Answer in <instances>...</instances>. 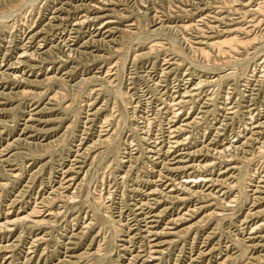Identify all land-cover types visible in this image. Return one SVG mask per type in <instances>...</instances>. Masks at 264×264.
Returning a JSON list of instances; mask_svg holds the SVG:
<instances>
[{
  "label": "rangeland",
  "instance_id": "obj_1",
  "mask_svg": "<svg viewBox=\"0 0 264 264\" xmlns=\"http://www.w3.org/2000/svg\"><path fill=\"white\" fill-rule=\"evenodd\" d=\"M0 1H1L0 2V54H1L0 55V66L2 67V68L0 67V74L2 72H6L5 74L0 75V103H1L0 109L2 110V111L0 110V133H1L0 134V149H1L0 151V166H1L0 167V223L5 224V225L4 224L0 225L2 226L0 227V231L2 232V233L0 232V264H28V262L29 264H55L56 262H57L56 264H75V263L76 264H123V263L135 264V262L136 264H143L144 262H145L144 264H156V263L157 264H167L168 262H169L168 264H188V262H190L189 264H192L191 262H193V264H223L224 261L226 262V263L224 262V264H227V262L228 264H254L255 262H256L255 264H257V262L258 264L264 263L263 248H260L261 249L260 250L259 247L257 248V247L248 245V244H251V242L249 241L247 242V238L250 235L253 236L252 234V231L254 230L253 228L257 226V224L255 225V223H257V221L259 223L264 222V217L260 218L259 220V219H255L252 215L249 216L248 214L253 209L255 204L261 205L260 207H258V209L264 208V201L260 203H257L256 200L252 201V199H254L255 197L254 190L256 186L254 185L258 184V181L257 180L255 181L254 179L259 174L260 176L263 175L261 172H264V158H263L264 156H262L264 155L263 153L264 150H262L264 149V147L262 146V143L264 142L263 141L264 140V127H263L264 124H262L263 126H261L256 132L255 130H251V127H252L251 125L255 124V120L264 121L263 120L264 119V0H234V1L233 0H196L197 4L195 0H188L189 3L187 2V0H173V1L172 0H168V1L167 0H148V2L150 3H148L147 0H106L110 3L106 2L105 0H101V1L99 0L100 2L98 0H90V2L89 0H71V1L70 0H5V1L0 0ZM6 1H7V4H6ZM185 2L187 4L184 5ZM193 3H195L194 5L196 7L193 5ZM94 4H95V7H94ZM54 7L56 9H54ZM72 7L75 9V12ZM88 8H91L92 10ZM195 8L199 10L197 9L195 10ZM237 9H238V12H237ZM197 11L199 14L197 13ZM53 12H54V15H53ZM147 12L149 14H147ZM69 14L70 16L68 18ZM107 14L110 17L109 16L107 17L106 16ZM58 15H59V19L57 17ZM93 15H95V17ZM52 16H54L53 17L54 19L52 18ZM55 16L57 17V19ZM91 18H94V19L92 20ZM84 20H86L85 21L86 23H84ZM82 24L84 25V27ZM151 24H153V26H151ZM63 25L65 26V28ZM210 25L212 26L210 27ZM115 26L118 28H116ZM111 27L115 30H113ZM159 28L161 31H159ZM238 28H242V29H238ZM130 29L132 31H130ZM229 29H231L230 30L231 32L233 31L231 35H229V32H228ZM63 30L65 31L66 34L64 33ZM79 30L81 31V33H78L80 32ZM46 31L49 33H47ZM224 31H227V33L223 34ZM202 34H204V36H201ZM214 35L218 38L221 37L220 38L221 40H223L224 38H227V36L228 38H231L235 35L241 39L243 38L249 39L251 43L247 46L245 50H243L246 53L243 51H240L241 55L238 54V56H236L238 58H243V59H236L237 60L236 63L235 61H233L234 58L228 57L229 58L228 60L226 59V57L225 58H223V56L220 57L219 54L217 56L216 53H213V51L208 50V48H206L209 52H211L210 53L211 56L208 59L204 56L203 53L202 55L201 51L199 50V47H206V45L201 44L199 42L210 41V40H207V38L205 37H208V36L211 37ZM69 36H70V39H69ZM73 38L75 41L73 40ZM217 39H214V40H217ZM59 40L60 42L61 41L62 42L60 43ZM86 41L88 44L86 43ZM21 47L25 50H23ZM34 47L36 49H34ZM62 50L64 53L62 52ZM20 52H23L24 55L26 54L27 56L25 55L26 57L24 58L21 57L20 54L22 53ZM65 52H67L68 55ZM47 53L49 55H47ZM214 54L215 56H213ZM69 56L71 58L68 60ZM135 56H138V57H135ZM97 57L99 58L102 57V58L96 59ZM54 58L56 60H54ZM16 59L19 62H17ZM136 59L139 61L137 62ZM13 60H15L17 63ZM164 60L166 61L164 62ZM223 60L224 62L222 64ZM226 60L229 63H225L227 62ZM240 60L243 62H241ZM134 61H136V63ZM215 62L216 63L219 62V64H221L220 67H218L219 65L218 64L216 65ZM212 63L214 66L211 65ZM27 64H29L28 67H27ZM209 64L211 67L209 66ZM227 64L228 65L230 64L231 66L230 65L228 66ZM10 65L11 67L12 66L13 67L9 68ZM40 65H42L41 68H40ZM177 67H179V69ZM144 70L148 72L147 75ZM176 70L179 72H177ZM8 71L11 73H9ZM70 73L72 76L70 75ZM136 73L137 74L139 73V75L137 76ZM178 73L179 75H177ZM191 73L192 74L195 73V74H193L192 76ZM15 74H16V77H15ZM21 75H23L24 77H22ZM10 77L14 79L11 80ZM53 77L56 78L54 79V81L52 79ZM85 78L87 82L84 81ZM173 78L175 79V81ZM206 79H208L209 81ZM212 79H215V80H212ZM6 80L8 84L6 83ZM26 80L28 82L24 83L23 81H26ZM216 80H218V82H216ZM10 82L11 83L13 82V83L11 84ZM156 82L158 83L160 82V83L156 84ZM138 83L140 84L138 85ZM194 84H197L195 85V88L197 91L194 94L196 99L193 98L194 96H192L191 94L190 96L189 93L187 94L186 92V90L189 91L190 89H192ZM202 85L203 86L205 85V86L203 87ZM199 86L201 87V89H199L200 88ZM186 88H188L189 90ZM154 90H156L158 93ZM3 91H6V92H3ZM20 93H22V95H20ZM183 93H185L186 95ZM212 94L213 95L215 94V95L213 96ZM9 95L11 99H9L10 98ZM131 95L132 97H130ZM154 95L156 97H154ZM245 95H249V96H245ZM182 96H186L183 99L185 100V104L183 105V107L186 106L185 109L182 106L176 105V101L179 99L181 100ZM255 97H256V100H255ZM159 98H163L161 99V102H159L160 101ZM189 98H190V101H189L190 103L188 102ZM138 100H140L141 102ZM224 102L226 103L224 104ZM152 103L154 105H152ZM168 103L169 105L170 104L171 105L169 106ZM239 103L240 105L243 104L242 107L241 106L239 107ZM191 104H193L192 107H191ZM228 106H230V108ZM215 107L217 109H214ZM234 107L236 110L234 109ZM47 108H49L50 110ZM172 108L175 109L173 110L174 113L172 112ZM166 109H168V111ZM200 109L202 111H199ZM226 110H227V113H226ZM35 111L36 112L38 111V113H35ZM132 111L135 112L136 114L135 113L133 114ZM31 112L32 113L34 112V113L32 114ZM40 112L42 113L40 114ZM94 112L97 114H95ZM187 114L189 115L188 118L192 119L189 123L191 125L189 126L184 125V122H185L184 119L186 118ZM140 115H143L144 117ZM204 115L207 117L208 120L206 119ZM159 116L161 117V119ZM180 116L181 117L183 116V117L181 118ZM229 116L230 118L234 116L232 117V119L233 118L234 119L233 120L230 119ZM132 117H134L135 119ZM157 118H159L160 120ZM87 119L88 121H86ZM146 124H147V127H146ZM195 124L197 126H194ZM222 124L226 126L224 127ZM136 126L137 128H134ZM150 127L151 129L149 130ZM158 127L160 130L158 129ZM170 128H172V130ZM173 128H175V131ZM224 128H226L227 131ZM183 130H186V131L184 132ZM188 130L189 131L192 130L190 131L192 133H190ZM163 132L164 134H161ZM249 132L251 134L253 132L254 133L250 135ZM30 134L33 136H31ZM187 135H188V138H187ZM104 137L105 139H103ZM150 137H152V139ZM210 137H212L213 139ZM145 138H147L148 140ZM113 139L115 141H113ZM210 139L213 141L211 142ZM244 140H246L247 144ZM35 142L36 143L38 142V143L36 144ZM219 142L220 144H218ZM12 143L14 144V147L9 151L4 152V150L10 146L9 144H12ZM90 144H95V145H90ZM4 145H5V148H4ZM87 145L89 148L86 147ZM144 145L146 146L144 147ZM190 145L192 146L190 147ZM251 145L253 147H251ZM91 147L92 149L94 148L93 149L94 151L91 149ZM200 148H201V151H200ZM243 148L246 150H243ZM86 149H87V152H86ZM216 149L219 151H217ZM224 150L225 151L227 150V152L225 153ZM236 150L237 151L239 150V152H237ZM191 151H194V152H192L191 154L189 153ZM235 151L237 152V154L234 153ZM258 151L260 152L263 151V152L260 153ZM2 152L4 153L5 157H1ZM253 152L255 153L253 154ZM203 153L206 155H204ZM232 153H234V155H231ZM258 153L261 155V157L259 156ZM226 154L228 155L227 157H226ZM8 156L10 157L8 158ZM153 156L154 157L156 156V158H154ZM231 156H232V159H231ZM233 156L237 157L236 160H235V157ZM239 156L240 158L245 159V161L240 159ZM245 156H247L248 158ZM238 158L240 159L242 163L239 162ZM249 158H250V161L248 160ZM164 160L167 164H165ZM177 161H179L178 164L176 163ZM172 162L175 164H173ZM197 162L201 164L199 165L197 164ZM3 163L5 164V167H3L4 166ZM92 163H93V166H92ZM202 163L203 164L206 163L205 166ZM211 163H213L214 165ZM240 164H241V167H240ZM162 165H165V166L163 167ZM186 165L188 168L184 167ZM71 167H73V170H70L72 169ZM175 167L176 168L178 167V169H176ZM224 169L227 171H224ZM205 171L206 172L208 171V172L206 173ZM85 172H87V174ZM231 173H232V176H229ZM65 175L66 177H64ZM168 176L170 177L167 178ZM190 177H197V178L199 177L200 179H205L204 177H206V179L211 178L212 182L208 184L199 182L193 186L192 184L185 185L186 180ZM124 178L125 180H123ZM172 178L174 179L177 178L176 182ZM233 179L235 182L233 181ZM224 180H226L228 183ZM52 181L54 182V184ZM177 182L179 186H177ZM213 182L214 184H212ZM149 183L152 184L153 187ZM179 183H181L182 186ZM229 183L231 186L229 185ZM116 184H119V185H116ZM175 185L178 187V189L175 187ZM183 185H185L184 186L185 188L183 187ZM207 185L211 186L212 190L209 191L205 189ZM76 187L79 189H76ZM156 187L157 188L159 187V188L155 189ZM179 187H181L182 189L181 188L179 189ZM130 188H132L133 190L136 189L135 192H133V190ZM138 189H141V190H138ZM153 190H155V192L157 191V193L150 192ZM190 190H191V194H190ZM195 191L196 192L199 191V193H196ZM44 193H45V196H44ZM247 193H250V194L248 195ZM74 194L76 195V198L74 197L75 196ZM201 194L205 196L203 195H202L203 197L199 196ZM60 195L61 197H58ZM131 196H132V199H131ZM165 196L168 197L169 199L166 200L167 198ZM183 196L186 198H184ZM215 196L217 197L219 196L220 199H218ZM68 198L70 199L69 201H68ZM71 198L74 199L73 200L74 202L72 201ZM179 198L181 199L183 198V199L181 200ZM187 198H190V199L187 200ZM200 199H203V200H200ZM208 199H210L211 201ZM224 199H226V201H224ZM147 200H148V203H147ZM169 200H172L173 203ZM157 202L158 204L154 205ZM8 203L11 206L8 205ZM44 203L46 204L44 205ZM136 203L141 204V206H143L141 208L144 213L146 212V214L149 215L148 217L147 215L144 216V214L142 215V213H138ZM226 204H229V205L226 206ZM153 205L156 207H153ZM201 205L203 209L201 208ZM176 207L177 209H175ZM223 207L226 211L223 210ZM146 209H148V211ZM217 211L218 212L220 211L221 214L218 213ZM183 212L184 214L186 212V215L184 217H186L187 219H185L184 221L182 220L181 222L179 221V223L177 222V224H174L175 222L174 220L178 218L177 216L179 217L182 216ZM156 213L157 214L159 213L160 215H158L157 218L152 217ZM211 213H214V214H211ZM30 214L31 215L35 214V215L31 216ZM120 216L122 219L120 218ZM143 218H145L146 220ZM11 219L13 220L18 219V221H16L14 225H11L10 227H6L7 221H10ZM139 219L141 221H139ZM242 219H245V220L242 221ZM146 221H147V224H145ZM161 221H164V222H161ZM193 222L195 223V225L192 226V224H194ZM234 223L237 224L239 227L235 225ZM127 226L128 227L130 226V227L128 228ZM194 226L196 227L193 228ZM186 227H189V230L183 231ZM130 228H131V231H130ZM138 228H140L141 230ZM160 229L161 231H158ZM138 230L140 233L138 232ZM148 230L151 232V235ZM249 230H251V232H249ZM145 232L148 235H146ZM156 232H164V233L156 236L155 235ZM171 232H172V235L170 234ZM174 232H177V234H173ZM184 232H186L187 234ZM205 234H207L208 236ZM215 234L216 236H214ZM256 235H259V236L264 235V227H260ZM145 236H148V237H145ZM173 238L175 240H173ZM165 239L167 241H165ZM161 240L164 243L163 245L159 246V245H156V243H154V242H158ZM173 241H174V244H171ZM240 241L242 244L240 243ZM148 242L149 243L151 242V243L149 244ZM244 243L245 244L247 243L246 244L247 248H246V245H244ZM146 244H149L150 246ZM225 244L227 245V247ZM29 245L31 246L28 247ZM211 245L213 246V249ZM11 247L13 248V250H11L12 249ZM243 247H245L246 250L248 249L247 250L248 252L251 250L249 254H247L248 252L244 250ZM3 249L4 250L6 249L5 250L6 252ZM153 249H155L154 250L155 252L153 251ZM138 250L140 251L138 252ZM29 251L31 254L29 253ZM234 251H237V252H234ZM161 252L162 254H160ZM209 252H211V254ZM130 253L131 254L134 253V254L131 255ZM152 253H154L155 255ZM206 253L207 255H205ZM32 254H34V256ZM130 257L132 260L130 259ZM159 257H162V260H160L161 258ZM192 257H194L195 259ZM226 257L228 258L225 259ZM174 259L177 261H175Z\"/></svg>",
  "mask_w": 264,
  "mask_h": 264
},
{
  "label": "bare ground",
  "instance_id": "obj_2",
  "mask_svg": "<svg viewBox=\"0 0 264 264\" xmlns=\"http://www.w3.org/2000/svg\"><path fill=\"white\" fill-rule=\"evenodd\" d=\"M4 1H5V0H4ZM70 1H71V0H70ZM98 1H99V0H98ZM100 1H101V0H100ZM100 1H99V2H100ZM105 1H106V0H105ZM167 1H168V0H167ZM172 1H173V0H172ZM195 1H196V0H195ZM195 1H194V2H195ZM233 1H234V0H233ZM0 2H1V1H0ZM9 2H10V1H9ZM13 2H14V1H13ZM89 2H90V0H89ZM106 2H108V1H106ZM147 2H148V0H147ZM187 2L189 3L188 0H187ZM190 2H191V1H190ZM237 2H239V1H237ZM108 3H110V2H108ZM136 3H137V2H136ZM148 3H150V2H148ZM181 3H182V2H181ZM6 4H7V1H6ZM8 4H9V3H8ZM61 4H62V3H61ZM70 4H71V3H70ZM185 4H187V3L185 2L184 5H185ZM191 4H192V3H191ZM194 4H195V3H193V5H194ZM196 4H197V1H196ZM198 4H199V3H198ZM236 4H237V3H236ZM71 5H72V4H71ZM87 5H88V3H87ZM96 5H97V4H96ZM210 5H211V4H210ZM145 6H146V5H145ZM190 6H191V5H190ZM194 6H195V5H194ZM243 6H244V5H243ZM64 7H65V6H64ZM75 7H76V6H75ZM87 7H89V6H87ZM90 7H91V6H90ZM94 7H95V4H94ZM195 7H196V6H195ZM197 7H198V6H197ZM205 7H206V6H205ZM208 7H209V6H208ZM208 7H207V8H208ZM72 8H73V7H72ZM84 8H85V6H84ZM146 8H148V7H146ZM54 9H56V8L54 7ZM62 9H63V8H62ZM73 9H74V8H73ZM88 9H91V8H88ZM93 9H94V8H93ZM150 9H151V8H150ZM196 9H197V8H195V10H196ZM200 9H201V8H200ZM204 9H205V8H204ZM239 9H240V7H239ZM52 10H53V9H52ZM59 10H60V9H59ZM76 10H77V8H76ZM84 10H85V9H84ZM91 10H92V9H91ZM94 10H95V9H94ZM191 10H192V9H191ZM197 10H199V9H197ZM88 11H89V10H88ZM145 11H146V10H145ZM186 11H187V10H186ZM188 11H189V9H188ZM202 11H203V10H202ZM51 12H52V11H51ZM74 12H75V9H74ZM80 12H81V11H80ZM192 12H193V11H192ZM195 12H196V11H195ZM195 12H194V13H195ZM237 12H238V9H237ZM64 13H65V12H64ZM76 13H77V12H76ZM197 13H198V11H197ZM239 13H240V12H239ZM56 14H57V13H56ZM60 14H61V13H60ZM70 14H72V13H70ZM70 14L68 15V18H69V16H70ZM147 14H149V13L147 12ZM198 14H199V13H198ZM53 15H54V12H53ZM154 15H155V14H154ZM93 16L95 17V15H93ZM97 16H98V15H97ZM106 16L108 17L109 15L107 14ZM111 16H112V15H111ZM157 16H158V15H157ZM157 16H156V17H157ZM208 16H209V15H208ZM53 17H54V16H52V18H53ZM55 17H56V16H55ZM57 17H58V19H59V15H58ZM57 17H56V19H57ZM71 17H72V16H71ZM109 17H110V16H109ZM158 17H159V16H158ZM49 18H50V17H49ZM62 18H63V17H62ZM64 18H65V16H64ZM66 18H67V17H66ZM74 18H75V17H74ZM78 18H79V17H78ZM86 18H88V17H86ZM86 18H85V19H86ZM153 18H154V16H153ZM153 18H152V19H153ZM202 18H203V17H202ZM53 19H54V18H53ZM83 19H84V18H83ZM91 19L93 20L94 18H91ZM206 19H207V18H206ZM88 20H89V19H88ZM102 20H103V19H102ZM202 20H203V19H202ZM233 20H234V19H233ZM54 21H55V20H54ZM66 21H67V20H66ZM76 21H77V20H76ZM79 21H80V20H79ZM79 21H78V22H79ZM81 21H83V20H81ZM85 21H86V20H84V23H86ZM155 21H156V20H155ZM199 21H200V20H199ZM48 22H49V21H48ZM69 22H71V21H69ZM100 22H101V21H100ZM105 22H106V21H105ZM153 22H154V21H153ZM161 22H162V21H161ZM166 22H167V21H166ZM173 22H174V21H173ZM202 22H204V21H202ZM239 22H240V21H239ZM66 23H67V22H66ZM73 23H75V22H73ZM81 23H82V22H81ZM54 24H55V23H54ZM68 24H69V23H68ZM79 24H80V23H79ZM95 24H96V23H95ZM162 24H163V23H162ZM162 24H161V25H162ZM165 24H166V23H165ZM167 24H168V23H167ZM56 25H57V24H56ZM58 25H59V24H58ZM82 25H83V24H82ZM102 25H104V24H102ZM154 25H155V23H154ZM174 25H175V24H174ZM178 25H179V24H178ZM63 26H64V25H63ZM67 26H68V25H67ZM67 26H66V27H67ZM96 26H97V25H96ZM106 26H107V25H106ZM106 26H105V27H106ZM151 26H153V24H151ZM167 26H168V25H167ZM181 26H183V25H181ZM191 26H192V25H191ZM211 26H212V25H210V27H211ZM49 27H50V25H49ZM52 27H53V26H52ZM54 27H55V26H54ZM58 27H59V26H58ZM83 27H84V25H83ZM86 27H87V26H86ZM93 27H94V26H93ZM100 27H101V25H100ZM107 27H108V26H107ZM115 27H116V26H115ZM134 27H135V26H134ZM158 27H159V26H158ZM171 27H172V25H171ZM173 27H174V26H173ZM188 27H189V26H188ZM188 27H186V28H188ZM60 28H61V27H60ZM64 28H65V26H64ZM68 28H69V27H68ZM111 28H112V27H111ZM116 28H118V27H116ZM162 28H163V27H162ZM162 28H161V29H162ZM165 28H166V27H165ZM182 28H183V27H182ZM53 29H54V28H53ZM73 29H74V28H73ZM78 29H79V28H78ZM102 29H103V28H102ZM112 29H113V28H112ZM156 29H157V28H156ZM163 29H164V28H163ZM238 29H242V28H238ZM33 30H34V29H33ZM38 30H39V29H38ZM41 30H42V29H41ZM81 30H82V29H81ZM113 30H115V29H113ZM214 30H215V29H214ZM230 30H231V29H229V31H228V32H229V35H231V34L233 33V31L231 32ZM39 31H40V30H39ZM54 31H55V30H54ZM61 31H62V30H61ZM63 31H64V30H63ZM79 31H80V30H79ZM122 31H123V30H122ZM128 31H129V30H128ZM128 31H127V32H128ZM130 31H132V30L130 29ZM159 31H161L160 28H159ZM43 32H44V31H43ZM46 32H47V31H46ZM56 32H57V31H56ZM92 32H93V31H92ZM109 32H110V31H109ZM111 32H112V31H111ZM124 32H125V31H124ZM156 32H157V31H156ZM47 33H49V32H47ZM64 33H65V31H64ZM78 33H81V31L78 32ZM83 33H84V32H83ZM97 33H98V32H97ZM106 33H107V32H106ZM114 33H115V32H114ZM226 33H227V31H224L223 34H226ZM58 34H59V32H58ZM65 34H66V33H65ZM68 34H69V33H68ZM102 34H103V33H102ZM30 35H31V34H30ZM36 35H37V34H36ZM36 35H35V36H36ZM46 35H47V34H46ZM69 35H70V34H69ZM81 35H82V34H81ZM106 35H107V34H106ZM35 36H34V37H35ZM38 36H39V35H38ZM60 36H62V35H60ZM63 36H64V35H63ZM65 36H66V35H65ZM73 36H74V35H73ZM73 36H72V37H73ZM92 36H93V35H92ZM94 36H95V35H94ZM201 36H204V34H202ZM209 36H210V35H209ZM209 36H208V37H205V38H207V40H210V41H207V42H203V41H202V42H199V41H198L199 43H201V44H205V45H206V47H199V50L201 51V54L203 53L204 56H205L206 58H208V59H209L210 56H211V54H210L211 52H209L208 50H211V51H213V53H216L217 56H218V54H219L220 57H221V56H223V58L226 57V59H228V60H229L228 57H232V58H234L233 61H235V63H236V61H237L236 59H243V58H238V57H236V56H238V54L241 55V52H240V51L245 50V49L247 48V46L251 43V42L249 41V39H244V38L241 39V38H239L238 36H235V35H234L233 37H231V38H228V36H227L228 39H227V38H224L223 40L220 39L221 37L218 38V37H216L215 35H214V36H211V37H209ZM34 37H33V38H34ZM75 37H77V36H75ZM75 37H74V38H75ZM80 37H81V36H80ZM29 38H30V37H29ZM29 38H28V39H29ZM45 38H46V37H45ZM53 38H54V37H53ZM67 38H68V37H67ZM74 38H73V40H74ZM115 38H116V37H115ZM115 38H114V39H115ZM217 38H218V39H217ZM23 39H24V38H23ZM34 39H35V38H34ZM34 39H33V40H34ZM40 39H41V38H40ZM47 39H48V38H47ZM63 39H64V38H63ZM69 39H70V36H69ZM94 39H96V38H94ZM100 39H101V38H100ZM184 39H185V38H184ZM214 39H217V40H214ZM30 40H31V39H30ZM30 40H29V41H30ZM50 40H51V38H50ZM55 40H56V39H55ZM77 40H78V39H77ZM85 40H86V39H85ZM85 40H84V41H85ZM92 40H93V39H92ZM213 40H214V41H213ZM14 41H15V40H14ZM47 41H49V40H47ZM57 41H58V40H57ZM65 41H66V40H65ZM69 41H70V40H69ZM74 41H75V40H74ZM74 41H73V42H74ZM111 41H112V40H111ZM27 42H28V41H27ZM33 42H34V41H33ZM38 42H39V40H38ZM59 42H60V40H59ZM61 42H62V41H61ZM61 42H60V43H61ZM66 42H67V41H66ZM73 42H72V43H73ZM89 42H90V40H89ZM17 43H18V42H17ZM21 43H22V42H21ZM41 43H43V42H41ZM46 43H47V42H46ZM76 43H77V42H76ZM82 43H83V42H82ZM82 43H81V44H82ZM86 43H87V41H86ZM97 43H98V42H97ZM32 44H33V43H32ZM37 44H38V43H37ZM47 44H48V43H47ZM53 44H54V43H53ZM58 44H59V43H58ZM63 44H64V43H63ZM87 44H88V43H87ZM25 45H26V44H25ZM42 45H43V44H42ZM56 45H57V44H56ZM84 45H86V44H84ZM93 45H95V44H93ZM7 46H8V45H7ZM11 46H12V45H11ZM17 46H18V45H17ZM49 46H50V45H49ZM52 46H53V45H52ZM52 46H51V48H52ZM61 46H62V45H61ZM66 46H67V45H66ZM80 46H81V45H80ZM1 47H2V46H1ZM5 47H6V46H5ZM14 47H15V46H14ZM58 47H59V46H58ZM63 47H64V46H63ZM6 48H7V47H6ZM11 48H12V47H11ZM21 48H22V47H21ZM39 48H40V47H39ZM55 48H56V46H55ZM55 48H54V49H55ZM73 48H75V47H73ZM77 48H78V46H77ZM206 48H208V50H207ZM4 49H5V48H4ZM14 49H15V48H14ZM22 49H23V48H22ZM34 49H36V48L34 47ZM34 49H33V50H34ZM40 49H41V48H40ZM49 49H50V48H49ZM49 49H48V50H49ZM60 49H61V47H60ZM79 49H80V48H79ZM19 50H20V49H19ZM23 50H25V49H23ZM51 50H52V49H51ZM75 50H76V49H75ZM199 50H198V52H199ZM12 51H13V50H12ZM15 51H16V50H15ZM35 51H36V50H35ZM35 51H33V52H35ZM39 51H40V50H39ZM57 51H58V50H57ZM67 51H68V50H67ZM72 51H73V50H72ZM76 51H77V50H76ZM76 51H75V52H76ZM31 52H32V51H31ZM59 52H61V51H59ZM62 52H63V50H62ZM69 52H70V51H69ZM238 52H240V53H238ZM243 52H245V51H243ZM20 53H22V54H20V55H21V57H23V58L27 56L26 54H25V55H26V56H25L23 52H20ZM28 53H29V52H28ZM50 53H51V52H50ZM53 53H54V52H53ZM63 53H64V52H63ZM65 53L67 54V52H65ZM78 53H79V52H78ZM83 53H85V52H83ZM196 53H197V51H196ZM245 53H246V52H245ZM29 54H30V53H29ZM34 54H35V53H34ZM74 54H75V53H74ZM89 54H90V53H89ZM91 54H92V53H91ZM145 54H146V53H145ZM148 54H149V53H148ZM148 54H147V55H148ZM203 54H202V55H203ZM0 55H1V54H0ZM8 55H10V54H8ZM11 55H12V54H11ZM42 55H43V54H42ZM44 55H45V54H44ZM47 55H49V54L47 53ZM52 55H53V54H52ZM67 55H68V54H67ZM67 55H66V56H67ZM72 55H73V53H72ZM97 55H98V54H97ZM140 55H141V54H140ZM143 55H144V54H143ZM147 55H146V56H147ZM17 56H18V55H17ZM30 56H31V55H30ZM55 56H56V55H55ZM94 56H95V55H94ZM141 56H142V55H141ZM213 56H215V54H214ZM3 57H4V56H3ZM31 57H32V56H31ZM45 57H46V56H45ZM48 57H49V56H48ZM57 57H58V55H57ZM135 57H138V56H135ZM139 57H140V56H139ZM142 57H143V56H142ZM14 58H15V57H14ZM33 58H34V56H33ZM35 58H36V57H35ZM50 58H51V57H50ZM63 58H64V57H63ZM70 58H71V57L69 56L68 60H69ZM93 58H94V57H93ZM98 58H99V57H97L96 59H98ZM100 58H102V57H100ZM100 58H99V59H100ZM104 58H105V57H104ZM2 59H3V58H2ZM18 59H19V58H18ZM20 59H21V58H20ZM28 59H29V58H28ZM65 59H66V58H65ZM134 59H135V58H134ZM138 59H139V58H138ZM245 59H246V58H245ZM35 60H36V59H35ZM41 60H42V59H41ZM54 60H56V59L54 58ZM66 60H67V59H66ZM136 60H137V59H136ZM167 60H168V59H167ZM171 60H172V59H171ZM171 60H170V61H171ZM211 60H212V59H211ZM231 60H232V59H231ZM4 61H5V60H4ZM13 61H15V60H13ZM16 61L19 62L17 59H16ZM16 61H15V62H16ZM24 61H25V60H24ZM37 61H38V59H37ZM60 61H61V60H60ZM138 61H139V60H137V62H138ZM165 61H166V60H164V62H165ZM226 61H227V60H226ZM238 61H239V60H238ZM240 61H241V60H240ZM5 62H6V61H5ZM8 62H9V61H8ZM17 62H16V63H17ZM55 62H56V61H55ZM55 62H54V63H55ZM65 62H66V61H65ZM132 62H133V61H132ZM134 62L136 63V61H134ZM142 62H143V61H142ZM149 62H150V61H149ZM208 62H209V61H208ZM212 62H213V61H212ZM223 62H224V60L222 61V64H223ZM230 62H231V61H230ZM241 62H243V61H241ZM13 63H14V62H13ZM25 63H26V62H25ZM34 63H35V62H34ZM38 63H39V62H38ZM45 63H46V62H45ZM66 63H67V62H66ZM140 63H141V62H140ZM140 63H139V64H140ZM154 63H155V62H154ZM169 63H170V62H169ZM169 63H168V64H169ZM215 63H216V62H215ZM225 63H229V62L227 61V62H225ZM225 63H224V64H225ZM233 63H234V62H233ZM10 64H11V63H10ZM21 64H22V62H21ZM49 64H50V63H49ZM51 64H52V63H51ZM137 64H138V63H137ZM155 64H156V63H155ZM155 64H154V65H155ZM217 64L219 65L218 67H220L221 64H219V62L216 63V65H217ZM12 65H13V64H12ZM28 65H29V64H27V67H28ZM31 65H32V64H31ZM55 65H56V64H55ZM68 65H69V64H68ZM135 65H136V64H135ZM178 65H179V64H178ZM178 65H177V66H178ZM206 65H207V64H206ZM211 65H213V63H212ZM227 65H228V64H227ZM227 65H226V66H227ZM229 65H230V64H229ZM229 65H228V66H229ZM231 65H232V63H231ZM231 65H230V66H231ZM13 66H14V65H13ZM13 66H12V67H13ZM19 66H20V64H19ZM24 66H25V65H24ZM41 66H42V65H40V68H41ZM52 66H53V65H52ZM52 66H51V67H52ZM61 66H62V65H61ZM132 66H133V65H132ZM146 66H147V65H146ZM155 66H156V65H155ZM164 66H165V65H164ZM171 66H172V65H171ZM171 66H170V67H171ZM209 66H210V64H209ZM213 66H214V65H213ZM223 66H224V65H223ZM233 66H234V65H233ZM233 66H232V67H233ZM0 67H1V66H0ZM3 67H4V66H3ZM12 67H11V65L9 66V68H12ZM30 67H32V66H30ZM30 67H29V68H30ZM138 67H139V66H138ZM142 67H143V66H142ZM142 67H141V68H142ZM172 67H173V66H172ZM198 67H199V66H198ZM210 67H211V66H210ZM234 67H235V66H234ZM1 68H2V67H1ZM143 68H144V67H143ZM158 68H159V67H158ZM166 68H167V67H166ZM177 68L179 69V67H177ZM204 68H205V67H204ZM213 68H214V67H213ZM21 69H22V68H21ZM49 69H50V68H49ZM178 69H177V70H178ZM15 70H16V69H15ZM25 70H26V69H25ZM54 70H55V69H54ZM54 70H53V71H54ZM134 70H135V68H134ZM137 70H138V69H137ZM147 70H148V69H147ZM151 70H152V69H151ZM153 70H154V69H153ZM156 70H157V68H156ZM165 70H166V69H165ZM174 70H175V68H174ZM177 70H176V71H177ZM1 71H2V70H1ZM5 71H6V69H5ZM67 71H68V70H67ZM72 71H73V70H72ZM138 71H139V70H138ZM144 71H145V70H144ZM166 71H167V70H166ZM208 71H209V70H208ZM216 71H217V70H216ZM235 71H236V70H235ZM8 72H9V71H8ZM8 72H7V73H8ZM12 72H13V71H12ZM70 72H71V71H70ZM110 72H111V71H110ZM110 72H109V73H110ZM135 72H136V71H135ZM145 72H146V71H145ZM177 72H179V71H177ZM177 72H176V73H177ZM194 72H195V71H194ZM197 72H198V71H197ZM233 72H234V71H233ZM5 73H6V72H2L1 74H5ZM9 73H11V72H9ZM9 73H8V74H9ZM46 73H47V72H46ZM132 73H133V72H132ZM147 73H148V72H146V75H147ZM150 73H151V72H150ZM171 73H172V71H171ZM198 73H199V72H198ZM202 73H203V72H202ZM231 73H232V72H231ZM1 74H0V75H1ZM17 74H18V73H17ZM100 74H101V73H100ZM106 74H107V73H106ZM155 74H156V73H155ZM159 74H160V73H159ZM166 74H167V73H166ZM166 74H165V75H166ZM191 74H192V73H191ZM193 74H195V73H193ZM193 74H192V76H193ZM204 74H205V73H204ZM228 74H229V73H228ZM10 75H11V74H10ZM10 75H9V76H10ZM18 75H19V74H18ZM49 75H50V74H49ZM67 75H68V73H67ZM67 75H66V76H67ZM70 75H71V73H70ZM131 75H132V74H131ZM136 75L138 76L139 73H138V74L136 73ZM177 75H179V73H178ZM222 75H223V74H222ZM224 75H225V74H224ZM234 75H236V74H234ZM234 75H233V76H234ZM21 76L24 77L23 75H21ZM46 76H47V74H46ZM46 76H45V77H46ZM50 76H51V75H50ZM53 76H54V75H53ZM71 76H72V75H71ZM83 76H84V75H83ZM98 76H99V75H98ZM143 76H145V75H143ZM167 76H168V75H167ZM182 76H183V75H182ZM189 76H191V75H189ZM219 76H220V75H219ZM219 76H218V77H219ZM230 76H231V74H230ZM230 76H229V77H230ZM1 77H2V76H1ZM7 77H8V76H7ZM15 77H16V74H15ZM25 77H26V76H25ZM62 77H63V76H62ZM150 77H151V76H150ZM156 77H157V76H156ZM159 77H160V76H159ZM170 77H171V76H170ZM174 77H175V75H174ZM179 77H180V76H179ZM200 77H201V76H200ZM10 78H11V77H10ZM65 78H66V77H65ZM65 78H63V79H65ZM93 78H94V77H93ZM93 78H92V79H93ZM133 78H134V77H133ZM141 78H142V77H141ZM160 78H161V77H160ZM164 78H165V77H164ZM167 78H168V77H167ZM194 78H195V77H194ZM194 78H193V79H194ZM201 78H202V77H201ZM223 78H224V77H223ZM223 78H222V79H223ZM225 78H226V77H225ZM2 79H3V78H2ZM12 79H14V78H11V80H12ZM16 79H17V78H16ZM18 79H19V78H18ZM22 79H24V78H22ZM25 79H26V78H25ZM34 79H35V78H34ZM43 79H44V78H43ZM48 79H49V77H48ZM50 79H51V78H50ZM52 79H53V81H54V79H56V78L53 77ZM81 79H82V78H81ZM96 79H97V78H96ZM130 79H131V78H130ZM149 79H151V78H149ZM173 79H174V78H173ZM217 79H218V78H217ZM38 80H39V79H38ZM44 80H45V79H44ZM83 80H84V79H83ZM131 80H132V79H131ZM133 80H135V79H133ZM143 80H144V79H143ZM159 80H160V79H159ZM167 80H168V79H167ZM169 80H170V79H169ZM199 80H200V79H199ZM206 80H208V79H206ZM212 80H215V79H212ZM212 80H211V81H212ZM218 80H219V79H218ZM218 80H216V82H218ZM4 81H5V79H4ZM33 81H34V80H33ZM56 81H57V80H56ZM84 81H86V78H85ZM145 81H146V80H145ZM162 81H163V80H162ZM164 81H165V80H164ZM174 81H175V79H174ZM177 81H179V80H177ZM190 81H191V80H190ZM204 81H205V80H204ZM208 81H209V80H208ZM208 81H207V82H208ZM2 82H3V81H2ZM2 82H1V83H2ZM13 82H14V81H13ZM13 82H12V83H13ZM17 82H18V81H17ZM23 82L25 83V82H28V81L26 80V81H23ZM39 82H40V81H39ZM48 82H49V81H48ZM48 82H47V83H48ZM79 82H81V81H79ZM86 82H87V81H86ZM129 82H130V81H129ZM165 82H166V81H165ZM205 82H206V81H205ZM205 82H204V84H205ZM219 82H220V81H219ZM6 83H7V80H6ZM6 83H4V84H6ZM10 83H11V82H10ZM12 83H11V84H12ZM15 83H16V81H15ZM29 83H31V82H29ZM44 83H45V81H44ZM130 83H131V82H130ZM146 83H147V82H146ZM153 83H154V82H153ZM159 83H160V82H159ZM159 83L156 82V84H159ZM196 83H197V82H196ZM201 83H202V82H201ZM201 83H200V85H201ZM209 83H210V82H209ZM213 83H215V82H213ZM7 84H8V83H7ZM19 84H20V83H19ZM80 84H82V83H80ZM132 84H133V83H132ZM135 84H136V83H135ZM135 84H134V85H135ZM139 84H140V83H138V85H139ZM176 84H177V83H176ZM181 84H182V83H181ZM186 84H187V83H186ZM198 84H199V83H198ZM202 84H203V83H202ZM206 84H208V83H206ZM210 84H211V83H210ZM235 84H236V83H235ZM256 84H257V83H256ZM256 84H255V85H256ZM76 85H77V84H76ZM76 85H74V86H76ZM128 85H129V84H128ZM151 85H152V84H151ZM167 85H168V84H167ZM167 85H166V86H167ZM174 85H175V84H174ZM195 85H197V84H194V86H193L192 89H190V90H189L188 88H186V89L189 90V91L186 90L187 94L189 93V95L191 94L192 96H194L195 92L197 91L196 88H195ZM231 85H232V84H231ZM78 86H79V85H78ZM153 86H154V85H153ZM155 86H156V85H155ZM157 86H158V85H157ZM175 86H176V85H175ZM177 86H178V85H177ZM202 86H203V85H202ZM204 86H205V85H204ZM204 86H203V87H204ZM208 86H209V85H208ZM218 86H219V85H218ZM228 86H229V85H228ZM246 86H247V85H246ZM170 87H171V86H170ZM197 87H198V86H197ZM199 87H200V86H199ZM214 87H215V85H214ZM230 87H231V86H230ZM236 87H237V86H236ZM250 87H251V86H250ZM4 88H5V87H4ZM130 88H131V87H130ZM134 88H135V87H134ZM139 88H140V87H139ZM151 88H152V87H151ZM153 88H155V87H153ZM183 88H184V87H183ZM233 88H234V87H233ZM252 88H253V86H252ZM6 89H7V88H6ZM17 89H18V88H17ZM140 89H141V88H140ZM157 89H158V88H157ZM164 89H165V88H164ZM171 89H172V88H171ZM173 89H174V88H173ZM197 89H198V88H197ZM199 89H201V87H200ZM211 89H212V88H211ZM218 89H219V87H218ZM256 89H257V87H256ZM138 90H139V89H138ZM145 90H146V89H145ZM148 90H149V89H148ZM151 90H152V89H151ZM174 90H175V89H174ZM176 90H178V89H176ZM216 90H217V89H216ZM228 90H229V89H228ZM235 90H236V89H235ZM235 90H233V91H235ZM259 90H260V89H259ZM10 91H11V90H10ZM127 91H128V90H127ZM154 91H156V90H154ZM161 91H162V90H161ZM179 91H180V90H179ZM200 91H201V90H200ZM200 91H199V92H200ZM205 91H206V90H205ZM236 91H237V90H236ZM244 91H245V90H244ZM250 91H251V90H250ZM3 92H6V91H3ZM8 92H9V91H8ZM156 92H157V91H156ZM209 92H210V91H209ZM230 92H231V91H230ZM242 92H243V91H242ZM128 93H129V92H128ZM134 93H135V92H134ZM141 93H142V92H141ZM157 93H158V92H157ZM204 93H205V92H204ZM232 93H233V92H232ZM246 93H247V92H246ZM246 93H245V94H246ZM257 93H258V92H257ZM11 94H12V93H11ZM151 94H152V93H151ZM166 94H167V93H166ZM169 94H170V93H169ZM183 94H185V93H183ZM183 94H182V95H183ZM197 94H198V93H197ZM207 94H208V93H207ZM236 94H237V93H236ZM242 94H243V93H242ZM247 94H248V93H247ZM259 94H260V93H259ZM2 95H4V94H2ZM5 95H6V94H5ZM20 95H22V93H20ZM132 95H133V94H132ZM132 95H131L130 97H132ZM136 95H137V93H136ZM185 95H186V94H185ZM191 95H190V96H191ZM212 95H213V94H212ZM212 95H211V96H212ZM214 95H215V94H214ZM214 95H213V96H214ZM232 95H233V94H232ZM138 96H139V95H138ZM140 96H141V95H140ZM142 96H143V95H142ZM165 96H166V95H165ZM171 96H172V95H171ZM213 96H212V97H213ZM225 96H226V95H225ZM229 96H230V95H229ZM243 96H244V95H243ZM245 96H249V95H245ZM254 96H255V95H254ZM258 96H259V95H258ZM9 97H10V95H9ZM125 97H126V96H125ZM133 97H134V96H133ZM135 97H136V96H135ZM154 97H156V96L154 95ZM167 97H168V96H167ZM184 97H186V96H182V97H181V100L179 99V100L176 101V105H177V106H182V107H183V105L185 104V100H183ZM260 97H261V96H260ZM127 98H129V97H127ZM138 98H139V97H138ZM141 98H142V97H141ZM151 98H152V97H151ZM191 98H192V97H191ZM193 98L196 99L195 96H194ZM202 98H203V97H202ZM207 98H208V97H207ZM215 98H217V97H215ZM226 98H227V97H226ZM242 98H243V97H242ZM244 98H246V97H244ZM251 98H253V97H251ZM257 98H258V97H257ZM5 99H6V98H5ZM7 99H8V97H7ZM9 99H11V97H10ZM131 99H132V98H131ZM147 99H148V98H147ZM159 99H160L159 102H161V99H163V98H159ZM167 99H168V98H167ZM174 99H175V98H174ZM211 99H212V98H211ZM227 99H228V98H227ZM227 99H226V100H227ZM240 99H241V98H240ZM249 99H250V98H249ZM133 100H134V99H133ZM133 100H132V101H133ZM148 100H149V99H148ZM153 100H154V99H153ZM205 100H206V99H205ZM229 100H230V99H229ZM229 100H228V101H229ZM231 100H233V99H231ZM255 100H256V97H255ZM51 101H52V100H51ZM138 101H140V100H138ZM145 101H146V100H145ZM162 101H163V100H162ZM164 101H165V100H164ZM189 101H190V98H189L188 102H189ZM206 101H207V100H206ZM216 101H217V100H216ZM216 101H215V102H216ZM235 101H236V100H235ZM243 101H244V100H243ZM258 101H259V99H258ZM129 102H130V101H129ZM140 102H141V101H140ZM166 102H167V101H166ZM166 102H165V103H166ZM170 102H171V101H170ZM174 102H175V101H174ZM174 102H173V103H174ZM188 102H187V103H188ZM191 102H192V101H191ZM194 102H195V101H194ZM203 102H204V101H203ZM212 102H213V100H212ZM226 102H227V101H226ZM226 102H224V104H225ZM236 102H237V101H236ZM142 103H143V102H142ZM189 103H190V102H189ZM206 103H207V102H206ZM209 103H211V102H209ZM233 103H234V102H233ZM246 103H247V102H246ZM0 104H1V103H0ZM136 104H137V103H136ZM136 104H135V105H136ZM156 104H157V103H156ZM194 104H195V103H194ZM92 105H93V104H92ZM92 105H91V106H92ZM129 105H131V104H129ZM141 105H142V104H141ZM143 105H144V104H143ZM149 105H150V104H149ZM152 105H154V104L152 103ZM168 105H169V103H168ZM170 105H171V104H170ZM170 105H169V106H170ZM192 105H193V104H191V107H192ZM201 105H202V104H201ZM204 105H205V104H204ZM212 105H214V104H212ZM216 105H217V103H216ZM216 105H215V106H216ZM237 105H238V104H237ZM242 105H243V104H242ZM242 105H240V103H239V107H240V106L242 107ZM253 105H254V104H253ZM258 105H259V103H258ZM93 106H94V105H93ZM127 106H128V105H127ZM139 106H140V105H139ZM160 106H161V105H160ZM189 106H190V105H189ZM196 106H197V105H196ZM230 106H231V105H230ZM230 106H228V107L230 108ZM233 106H234V105H233ZM101 107H102V106H101ZM137 107H138V106H137ZM145 107H146V106H145ZM154 107H155V106H154ZM158 107H159V106H158ZM163 107H164V106H163ZM185 107H186V106H185ZM185 107H183V108L185 109ZM193 107H195V106H193ZM217 107H218V106H217ZM239 107H238V108H239ZM251 107H252V106H251ZM143 108H144V107H143ZM151 108H152V107H151ZM159 108H160V107H159ZM168 108H169V107H168ZM173 108H174V107H173ZM173 108H172V112L174 113L173 110H175V109H173ZM223 108H224V107H223ZM258 108H259V107H258ZM40 109H42V108H40ZM47 109H49V108H47ZM100 109H101V108H100ZM131 109H132V108H131ZM153 109H154V108H153ZM153 109H152V110H153ZM160 109H161V108H160ZM160 109H159V110H160ZM176 109H177V108H176ZM186 109H187V108H186ZM214 109H217V108L215 107ZM234 109H235V107H234ZM240 109H241V108H240ZM243 109H244V108H243ZM246 109H247V107H246ZM259 109H260V108H259ZM262 109H263V108H262ZM0 110H1V109H0ZM32 110H33V109H32ZM35 110H36V109H35ZM37 110H38V109H37ZM49 110H50V109H49ZM140 110H141V109H140ZM146 110H147V108H146ZM149 110H150V109H149ZM166 110L168 111V109H166ZM187 110H188V109H187ZM207 110H208V109H207ZM212 110H213V109H212ZM230 110H231V109H230ZM235 110H236V109H235ZM1 111H2V110H1ZM45 111H46V110H45ZM100 111H101V110H100ZM134 111H135V110H134ZM144 111H145V110H144ZM153 111H154V110H153ZM162 111H163V110H162ZM178 111H179V110H178ZM199 111H202V110L200 109ZM214 111H215V110H214ZM222 111H223V110H222ZM242 111H243V110H242ZM246 111H247V110H246ZM259 111H260V110H259ZM132 112H133V111H132ZM160 112H161V111H160ZM165 112H166V111H165ZM165 112H164V113H165ZM181 112H182V111H181ZM231 112H232V111H231ZM238 112H239V110H238ZM255 112H256V111H255ZM3 113H4V112H3ZM31 113H32V112H31ZM31 113H30V114H31ZM33 113H34V112H33ZM33 113H32V114H33ZM35 113H38V111H37V112L35 111ZM41 113H42V112H40V114H41ZM94 113H95V112H94ZM134 113H135V112H133V114H134ZM145 113H146V112H145ZM149 113H150V112H149ZM166 113H167V112H166ZM179 113H180V112H179ZM191 113H192V112H191ZM197 113H198V112H197ZM197 113H196V114H197ZM226 113H227V110H226ZM235 113H236V112H235ZM243 113H244V112H243ZM260 113H261V112H260ZM32 114H31V115H32ZM95 114H97V113H95ZM95 114H93V115H95ZM135 114H136V113H135ZM140 114H141V113H140ZM158 114H159V113H158ZM169 114H170V113H169ZM171 114H172V113H171ZM184 114H185V113H184ZM204 114H205V113H204ZM206 114H207V113H206ZM208 114H209V112H208ZM208 114H207V115H208ZM254 114H255V113H254ZM258 114H259V113H258ZM258 114H257V115H258ZM1 115H2V114H1ZM154 115H155V114H154ZM160 115H161V114H160ZM175 115H176V114H175ZM178 115H179V114H178ZM180 115H181V114H180ZM222 115H223V114H222ZM136 116H137V115H136ZM140 116L144 117L143 115H140ZM170 116H171V115H170ZM176 116H177V115H176ZM201 116H202V115H201ZM201 116H200V117H201ZM204 116H205V115H204ZM243 116H244V115H243ZM252 116H253V114H252ZM262 116H263V115H262ZM30 117H31V116H30ZM30 117H29V118H30ZM88 117H89V116H88ZM134 117H135V115H134ZM134 117H132V118H134ZM157 117H158V116H157ZM159 117H160V116H159ZM164 117H165V116H164ZM174 117H175V116H174ZM180 117H181V116H180ZM182 117H183V116H182ZM182 117H181V118H182ZM188 117H189V115L187 114L186 118H185V119L183 118L184 121H185V122H184V125H185V126H186V125H188V126L191 125V124H189V123H190V121H191L192 119H190V118H188ZM198 117H199V116H198ZM205 117H206V116H205ZM220 117H221V115H220ZM232 117H234V116H232ZM232 117L230 118V116H229L230 119H232ZM241 117H242V116H241ZM136 118H137V117H136ZM153 118H155V117H153ZM170 118H171V117H170ZM172 118H173V116H172ZM175 118H176V117H175ZM181 118H180V119H181ZM194 118H195V117H194ZM194 118H193V119H194ZM203 118H204V117H203ZM248 118H249V117H248ZM252 118H253V117H252ZM88 119H89V118H88ZM88 119H87L86 121H88ZM95 119H96V118H95ZM134 119H135V118H134ZM138 119H139V118H138ZM148 119H149V118H148ZM150 119H151V118H150ZM157 119H159V118H157ZM160 119H161V117H160ZM160 119H159V120H160ZM162 119H163V118H162ZM197 119H198V118H197ZM206 119H207V117H206ZM233 119H234V118H233ZM233 119H232V120H233ZM241 119H242V118H241ZM243 119H244V118H243ZM144 120H145V119H144ZM151 120H152V119H151ZM169 120H170V119H169ZM174 120H175V119H174ZM178 120H179V119H178ZM194 120H195V119H194ZM207 120H208V119H207ZM207 120H206V121H207ZM215 120H216V118H215ZM224 120H225V118H224ZM235 120H236V118H235ZM235 120H234V121H235ZM263 120H264V119H263ZM26 121H27V120H26ZM43 121H44V120H43ZM86 121H85V122H86ZM93 121H94V120H93ZM138 121H139V120H138ZM197 121H198V120H197ZM203 121H204V120H203ZM222 121H223V120H222ZM229 121H230V120H229ZM248 121H249V120H248ZM34 122H35V121H34ZM105 122H106V121H105ZM140 122H141V121H140ZM148 122H149V121H148ZM192 122H193V121H192ZM194 122H195V121H194ZM200 122H201V121H200ZM239 122H240V121H239ZM245 122H246V121H245ZM249 122H250V121H249ZM138 123H139V122H138ZM160 123H161V122H160ZM162 123H163V122H162ZM164 123H165V122H164ZM170 123H171V122H170ZM170 123H169V124H170ZM208 123H209V122H208ZM233 123H234V122H233ZM233 123H232V124H233ZM241 123H242V122H241ZM112 124H113V123H112ZM135 124H136V123H135ZM142 124H143V123H142ZM147 124H149V123H147ZM147 124H146V127H147ZM155 124H156V123H155ZM155 124H154V125H155ZM197 124H198V123H197ZM200 124H201V123H200ZM203 124H204V123H203ZM212 124H213V123H212ZM224 124H225V122H224ZM227 124H228V123H227ZM262 124H264V121H260V120H257V121H256V120H255V124L251 125V126H252V127H251V130H255V132H256L261 126H263ZM25 125H26V123H25ZM27 125H29V124H27ZM106 125H107V124H106ZM108 125H109V124H108ZM138 125H139V124H138ZM138 125H137V126H138ZM143 125H144V124H143ZM158 125H159V124H158ZM171 125H172V124H171ZM215 125H217V124H215ZM222 125H223V124H222ZM230 125H231V123H230ZM99 126H100V125H99ZM101 126H102V125H101ZM137 126L134 127V128H137ZM152 126H153V125H152ZM160 126H161V125H160ZM162 126H163V125H162ZM165 126H166V125H165ZM185 126H184V127H185ZM194 126H197V125L195 124ZM199 126H200V125H199ZM199 126H198V127H199ZM223 126H224V125H223ZM225 126H226V125H225ZM225 126H224V127H225ZM235 126H236V125H235ZM242 126H243V125H242ZM90 127H91V126H90ZM90 127H89V128H90ZM141 127H143V126H141ZM163 127H164V126H163ZM170 127H171V126H170ZM198 127H197V128H198ZM200 127H201V126H200ZM217 127H218V126H217ZM238 127H239V125H238ZM246 127H247V126H246ZM246 127H245V128H246ZM263 127H264V126H263ZM23 128H24V127H23ZM30 128H32V127H30ZM34 128H35V127H34ZM37 128H38V127H37ZM154 128H155V127H154ZM167 128H168V127H167ZM197 128H196V130H197ZM209 128H210V127H209ZM212 128H213V126H212ZM215 128H216V127H215ZM28 129H29V128H28ZM91 129H92V128H91ZM104 129H105V128H104ZM139 129H141V128H139ZM150 129H151V127L149 128V130H150ZM158 129H159V127H158ZM170 129L172 130V128H170ZM173 129H174V131H175V128H173ZM176 129H177V128H176ZM181 129H182V127H181ZM193 129H194V128H193ZM224 129L227 131L226 128H224ZM249 129H250V127H249ZM33 130H35V129H33ZM100 130H101V129H100ZM100 130H99V131H100ZM159 130H160V129H159ZM178 130H180V129H178ZM206 130H207V129H206ZM216 130H217V129H216ZM240 130H241V128H240ZM38 131H39V130H38ZM134 131H135V130H134ZM157 131H158V130H157ZM183 131L185 132L186 130H183ZM188 131H189V130H188ZM188 131H187V132H188ZM190 131H192V130H190ZM190 131H189V132H190ZM207 131H208V130H207ZM23 132H24V131H23ZM27 132H29V131H27ZM33 132H34V131H33ZM36 132H37V131H36ZM41 132H42V131H41ZM44 132H45V130H44ZM46 132H47V131H46ZM90 132H91V131H90ZM107 132H109V131H107ZM139 132H140V131H139ZM145 132H146V130H145ZM150 132H151V131H150ZM181 132H182V131H181ZM215 132H216V131H215ZM239 132H240V131H239ZM242 132H243V131H242ZM262 132H263V130H262ZM99 133H100V132H99ZM137 133H138V132H137ZM147 133H148V131H147ZM170 133H171V132H170ZM177 133H178V132H177ZM190 133H192V132H190ZM204 133H205V131H204ZM231 133H232V132H231ZM233 133H234V132H233ZM240 133H241V132H240ZM243 133H244V132H243ZM249 133H250V132H249ZM253 133H254V132H253ZM253 133H252V134H253ZM0 134H1V133H0ZM25 134H26V133H25ZM44 134H45V133H44ZM145 134H146V133H145ZM161 134H164V132L161 133ZM182 134H183V133H182ZM188 134H189V133H188ZM221 134H223V133H221ZM229 134H230V133H229ZM236 134H238V133H236ZM252 134L250 133V135H252ZM30 135H31V134H30ZM90 135H91V134H90ZM100 135H102V134H100ZM174 135H175V134H174ZM212 135H213V134H212ZM240 135H241V134H240ZM240 135H239V136H240ZM258 135H259V134H258ZM19 136H20V135H19ZM25 136H26V135H25ZM31 136H33V135H31ZM112 136H113V135H112ZM142 136H143V135H142ZM147 136H148V135H147ZM168 136H170V135H168ZM168 136H167V137H168ZM209 136H210V135H209ZM232 136H233V134H232ZM242 136H243V135H242ZM247 136H248V135H247ZM254 136H255V135H254ZM26 137H27V136H26ZM28 137H29V136H28ZM59 137H60V136H59ZM95 137H96V136H95ZM108 137H109V136H108ZM140 137H141V136H140ZM144 137H145V136H144ZM144 137H143V138H144ZM157 137H158V136H157ZM216 137H217V136H216ZM236 137H237V136H236ZM244 137H245V136H244ZM250 137H251V136H250ZM259 137H260V136H259ZM262 137H263V136H262ZM36 138H37V137H36ZM150 138L152 139V137H150ZM153 138H154V136H153ZM174 138H175V137H174ZM184 138H185V136H184ZM187 138H188V135H187ZM210 138H212V137H210ZM223 138H224V137H223ZM246 138H247V137H246ZM248 138H249V137H248ZM256 138H257V137H256ZM19 139H20V138H19ZM26 139H27V138H26ZM98 139H99V138H98ZM98 139H97V140H98ZM100 139H101V138H100ZM103 139H105V137H104ZM103 139H102V140H103ZM107 139H108V138H107ZM140 139H141V138H140ZM145 139H147V138H145ZM151 139H150V140H151ZM168 139H169V138H168ZM191 139H192V138H191ZM212 139H213V138H212ZM243 139H244V138H243ZM252 139H253V138H252ZM41 140H43V139H41ZM97 140H96V141H97ZM116 140H117V139H116ZM147 140H148V139H147ZM171 140H172V139H171ZM181 140H182V139H181ZM184 140H185V139H184ZM188 140H190V139H188ZM200 140H201V138H200ZM202 140H203V138H202ZM210 140H211V139H210ZM217 140H218V139H217ZM226 140H227V139H226ZM229 140H230V139H229ZM247 140H248V139H247ZM250 140H251V139H250ZM255 140H256V139H255ZM255 140H254V141H255ZM257 140H258V139H257ZM14 141H15V140H14ZM17 141H18V140H17ZM28 141H30V140H28ZM47 141H48V140H47ZM57 141H58V140H57ZM105 141H106V140H105ZM109 141H110V140H109ZM111 141H112V140H111ZM113 141H115V140L113 139ZM156 141H157V140H156ZM156 141H155V142H156ZM158 141H159V140H158ZM174 141H175V140H174ZM212 141H213V140H211V142H212ZM215 141H216V139H215ZM222 141H223V140H222ZM232 141H233V140H232ZM236 141H237V140H236ZM244 141L246 142V140H244ZM254 141H252V142H254ZM263 141H264V140H263ZM12 142H13V141H12ZM20 142H21V141H20ZM22 142H23V141H22ZM85 142H86V141H85ZM93 142H95V141H93ZM97 142H98V141H97ZM138 142H139V141H138ZM178 142H179V140H178ZM178 142H177V143H178ZM181 142H182V141H181ZM184 142H185V141H184ZM198 142H199V141H198ZM209 142H210V141H209ZM257 142H258V141H257ZM8 143H9V142H8ZM10 143H11V142H10ZM15 143H16V142H15ZM24 143H25V142H24ZM35 143H36V142H35ZM37 143H38V142H37ZM37 143H36V144H37ZM88 143H89V142H88ZM103 143H104V142H103ZM151 143H152V142H151ZM163 143H164V142H163ZM167 143H169V142H167ZM189 143H190V141H189ZM242 143H244V142H242ZM248 143H249V142H248ZM261 143H262V142H261ZM30 144H31V143H30ZM46 144H48V143H46ZM53 144H54V143H53ZM98 144H99V143H98ZM105 144H106V143H105ZM105 144H104V145H105ZM108 144H109V143H108ZM108 144H107V145H108ZM134 144H135V143H134ZM171 144H172V143H171ZM181 144H183V143H181ZM184 144H185V143H184ZM186 144H187V142H186ZM193 144H194V143H193ZM218 144H220V142H219ZM229 144H230V143H229ZM246 144H247V142H246ZM250 144H251V143H250ZM250 144H249V145H250ZM9 145H10V146L7 147L5 150L3 149L4 152H7V151L11 150V149L14 147V144H13V143H12V144H9ZM17 145H18V144H17ZM22 145H23V144H22ZM43 145H45V144H43ZM83 145H84V144H83ZM90 145H95V144H90ZM99 145H100V144H99ZM104 145H103V146H104ZM153 145H154V144H153ZM175 145H176V144H175ZM202 145H203V144H202ZM236 145H237V144H236ZM236 145H235V146H236ZM252 145H253V143H252ZM252 145H251V147H253ZM260 145H261V144H260ZM26 146H27V145H26ZM28 146H29V145H28ZM101 146H102V145H101ZM142 146H143V145H142ZM145 146H146V145H144V147H145ZM155 146H157V145H155ZM165 146H166V145H165ZM179 146H180V145H179ZM191 146H192V145H190V147H191ZM194 146H195V145H194ZM205 146H206V145H205ZM216 146H217V145H216ZM229 146H231V145H229ZM239 146H240V145H239ZM239 146H238V147H239ZM258 146H259V145H258ZM262 146L264 147V142L262 143ZM16 147H17V146H16ZM18 147H19V146H18ZM50 147H51V145H50ZM80 147H82V146H80ZM86 147H88V145H87ZM105 147H107V146H105ZM133 147H134V146H133ZM162 147H163V146H162ZM174 147H175V146H174ZM188 147H189V146H188ZM201 147H203V146H201ZM212 147H213V146H212ZM212 147H211V148H212ZM227 147H228V146H227ZM249 147H250V146H249ZM4 148H5V145H4ZM20 148H21V147H20ZM88 148H89V147H88ZM88 148H87V149H88ZM95 148H96V147H95ZM141 148H142V147H141ZM141 148H140V149H141ZM158 148H160V147H158ZM169 148H170V147H169ZM186 148H187V147H186ZM193 148H194V147H193ZM204 148H205V147H204ZM206 148H207V147H206ZM230 148H231V147H230ZM230 148H229V149H230ZM234 148H235V147H234ZM258 148H259V147H258ZM78 149H80V148H78ZM87 149H86V152H87ZM91 149H92V147H91ZM93 149H94V148H93ZM93 149H92V150H93ZM96 149H97V148H96ZM99 149H100V148H99ZM144 149H146V148H144ZM144 149H142V150H144ZM148 149H149V148H148ZM150 149H151V148H150ZM197 149H198V148H197ZM197 149H196V150H197ZM208 149H209V148H208ZM224 149H225V148H224ZM227 149H228V148H227ZM240 149H241V148H240ZM240 149H239V150H240ZM247 149H248V148H247ZM3 150H2V151H3ZM21 150H23V149H21ZM151 150H152V149H151ZM151 150H150V151H151ZM158 150H159V149H158ZM183 150H185V149H183ZM183 150H182V152H183ZM206 150H207V149H206ZM216 150H217V149H216ZM221 150H222V149H221ZM230 150H231V149H230ZM233 150H235V149H233ZM239 150H238V151L236 150V151L239 152ZM243 150H246V149L243 148ZM243 150H242V151H243ZM254 150H255V149H254ZM262 150H264V149H262ZM0 151H1V149H0ZM12 151H13V150H12ZM78 151H79V150H78ZM93 151H94V150H93ZM146 151H147V150H146ZM200 151H201V148H200ZM217 151H219V150H217ZM224 151H225V150H224ZM228 151H229V150H228ZM236 151L234 152L235 154H237ZM242 151H240V152H242ZM21 152H22V151H21ZM147 152H148V151H147ZM166 152H167V151H166ZM182 152H181V153H182ZM192 152H194V151H191V152H189V153L192 154ZM197 152H198V151H197ZM205 152H206V151H205ZM205 152H204V153H205ZM226 152H227V150L225 151V153H226ZM243 152H244V151H243ZM258 152H260V151H258ZM261 152H263V151H261ZM261 152H260V153H261ZM80 153H82V152H80ZM89 153H90V151H89ZM97 153H98V152H97ZM130 153H131V152H130ZM144 153H145V152H144ZM199 153H200V152H199ZM204 153H203V154H204ZM234 153H232L231 155H234ZM254 153H255V152H253V154H254ZM263 153H264V152H263ZM263 153H262V154H263ZM20 154H21V153H20ZM84 154H85V152H84ZM145 154H146V153H145ZM147 154H148V153H147ZM164 154H165V153H164ZM167 154H168V153H167ZM187 154H188V153H187ZM191 154H190V155H191ZM203 154H202V155H203ZM207 154H208V152H207ZM258 154H259V153H258ZM1 155H2L1 157H5V155H4L3 152H2ZM9 155H10V154H9ZM18 155H19V154H18ZM153 155H154V154H153ZM176 155H177V154H176ZM204 155H206V154H204ZM219 155H220V154H219ZM229 155H230V153H229ZM238 155H239V154H238ZM240 155H241V154H240ZM249 155H250V154H249ZM255 155H256V154H255ZM75 156H76V154H75ZM89 156H90V155H89ZM171 156H172V155H171ZM209 156H210V154H209ZM216 156H217V155H216ZM227 156H228V155L226 154V157H227ZM259 156L261 157L260 154H259ZM262 156H264V155H262ZM9 157H10V156H8V158H9ZM80 157H81V156H80ZM87 157H88V156H87ZM95 157H96V156H95ZM134 157H135V156H134ZM153 157H154V156H153ZM159 157H160V156H159ZM189 157H190V156H189ZM189 157H188V158H189ZM194 157H195V156H194ZM198 157H199V156H198ZM211 157H212V156H211ZM220 157H221V156H220ZM233 157H235V156H233ZM242 157H244V156H242ZM245 157H247V156H245ZM249 157H250V156H249ZM254 157H255V156H254ZM84 158H85V157H84ZM150 158H152V157H150ZM154 158H156V156H155ZM188 158H187V159H188ZM205 158H206V157H205ZM223 158H224V157H223ZM223 158H222V159H223ZM229 158H230V157H229ZM236 158H237V157H235V160H236ZM239 158H240V156H239ZM239 158H238V159H239ZM247 158H248V157H247ZM263 158H264V157H263ZM86 159H87V158H86ZM86 159H85V160H86ZM161 159H162V157H161ZM171 159H172V158H171ZM176 159H177V158H176ZM179 159H180V158H179ZM179 159H178V160H179ZM182 159H183V158H182ZM189 159H190V158H189ZM201 159H202V158H201ZM219 159H220V158H219ZM231 159H232V156H231ZM233 159H234V158H233ZM240 159H242V158H240ZM240 159H239V162L242 163V162L240 161ZM252 159H253V158H252ZM70 160H71V158H70ZM130 160H131V159H130ZM137 160H138V159H137ZM137 160H136V161H137ZM165 160H166V159H165ZM165 160H164V162H165ZM174 160H175V159H174ZM184 160H185V159H184ZM194 160H195V159H194ZM211 160H213V159H211ZM214 160H215V158H214ZM216 160H217V159H216ZM242 160L245 161V159H242ZM248 160L250 161V158H249ZM248 160H247V161H248ZM1 161H2V160H1ZM77 161H78V160H77ZM80 161H81V160H80ZM132 161H133V160H132ZM159 161H160V160H159ZM172 161H173V160H172ZM175 161H176V160H175ZM175 161H174V162H175ZM181 161H182V160H181ZM204 161H205V160H204ZM219 161H220V160H219ZM230 161H232V160H230ZM2 162H3V161H2ZM4 162H5V161H4ZM71 162H72V161H71ZM75 162H76V160H75ZM210 162H211V161H210ZM216 162H217V161H216ZM216 162H215V163H216ZM227 162H229V161H227ZM227 162H226V163H227ZM85 163H86V162H85ZM87 163H88V162H87ZM93 163H94V162H93ZM93 163H92V166H93ZM172 163H173V162H172ZM176 163L178 164L179 161H177ZM194 163H195V162H194ZM194 163H193V164H194ZM233 163H234V162H233ZM74 164H75V163H74ZM83 164H84V162H83ZM163 164H164V163H163ZM165 164H167V163L165 162ZM173 164H175V163H173ZM177 164H176V166H177ZM189 164H190V163H189ZM197 164H199V162H197ZM197 164H196V165H197ZM200 164H201V163H200ZM200 164H199V165H200ZM202 164H203V163H202ZM205 164H206V163H205ZM205 164H203V165L205 166ZM211 164H213V163H211ZM221 164H222V163H221ZM234 164H235V163H234ZM238 164H239V163H238ZM3 165H4L3 167H5V164H4V163H3ZM71 165H72V164H71ZM89 165H90V164H89ZM196 165H195V167H196ZM199 165H198V166H199ZM213 165H214V164H213ZM227 165H228V164H227ZM235 165H236V164H235ZM162 166L164 167L165 165H162ZM162 166H161V167H162ZM181 166H183V165H181ZM198 166H197V167H198ZM207 166H209V165H207ZM215 166H216V165H215ZM215 166H214V167H215ZM230 166H231V165H230ZM230 166H229V167H230ZM232 166H233V164H232ZM236 166H237V165H236ZM0 167H1V166H0ZM6 167H7V166H6ZM69 167H70V166H69ZM74 167H75V166H74ZM76 167H78V166H76ZM130 167H131V166H130ZM168 167H169V165H168ZM184 167L188 168L187 165L184 166ZM190 167H191V166H190ZM201 167H202V166H201ZM201 167H199V168H201ZM240 167H241V164H240ZM67 168H68V167H67ZM71 168H72V169H70V170H73V167H71ZM175 168H176V167H175ZM175 168H174V169H175ZM199 168H198V170H199ZM202 168H203V167H202ZM237 168H238V167H237ZM237 168H236V169H237ZM62 169H63V168H62ZM79 169H80V168H79ZM87 169H88V167H87ZM90 169H91V168H90ZM166 169H168V168H166ZM176 169H178V167H177ZM182 169H183V168H182ZM190 169H191V168H190ZM194 169H195V168H194ZM196 169H197V168H196ZM222 169H223V168H222ZM234 169H235V168H234ZM5 170H6V169H5ZM132 170H133V169H132ZM159 170H160V168H159ZM179 170H181V169H179ZM184 170H185V168H184ZM200 170H201V169H200ZM210 170H211V169H210ZM220 170H221V169H220ZM237 170H238V169H237ZM9 171H10V170H9ZM67 171H68V170H67ZM80 171H81V170H80ZM85 171H86V170H85ZM87 171H88V170H87ZM128 171H129V170H128ZM149 171H150V170H149ZM174 171H175V170H174ZM221 171H222V170H221ZM221 171H220V172H221ZM224 171H227V170L224 169ZM68 172H69V171H68ZM154 172H155V171H154ZM188 172H189V170H188ZM201 172H202V171H201ZM205 172H206V171H205ZM207 172H208V171H207ZM207 172H206V173H207ZM216 172H217V171H216ZM220 172H219V173H220ZM233 172H234V171H233ZM10 173H11V172H10ZM65 173H66V172H65ZM72 173H73V171H72ZM85 173L87 174V172H85ZM125 173H126V172H125ZM160 173H161V172H160ZM163 173H164V172H163ZM165 173H166V172H165ZM176 173H177V172H176ZM184 173H185V171H184ZM184 173H183V174H184ZM195 173H196V172H195ZM195 173H194V174H195ZM211 173H213V172H211ZM237 173H238V172H237ZM258 173H259V172H258ZM261 173H262L263 175L260 176V174H259V175H258L257 177H255V179H254L255 181H256V180L258 181V184H257V185H254V186H256V188H255V190H254V191H255V197H254V199H252V201L256 200L257 203H260V202L264 201V172H261ZM66 174H67V173H66ZM88 174H89V173H88ZM156 174H157V173H156ZM178 174H179V173H178ZM194 174H193V175H194ZM9 175H10V174H9ZM72 175H73V174H72ZM79 175H80V174H79ZM123 175H124V174H123ZM123 175H122V176H123ZM171 175H172V174H171ZM187 175H188V174H187ZM193 175H192V176H193ZM217 175H218V174H217ZM222 175H223V174H222ZM32 176H34V175H32ZM32 176H31V178H32ZM52 176H53V175H52ZM77 176H78V175H77ZM120 176H121V175H120ZM153 176H155V175H153ZM178 176H179V175H178ZM178 176H177V177H178ZM180 176H181V175H180ZM229 176H232V173H231ZM236 176H237V175H236ZM16 177H17V176H16ZM62 177H63V175H62ZM64 177H66V175H65ZM73 177H74V176H73ZM115 177H116V176H115ZM159 177H160V176H159ZM162 177H163V176H162ZM164 177H165V175H164ZM169 177H170V176H168L167 178H169ZM201 177H202V176H201ZM211 177H212V175H211ZM220 177H221V176H220ZM227 177H228V176H227ZM227 177H226V178H227ZM151 178H152V177H151ZM185 178H186V177H185ZM204 178H205V179H200L199 177H198V178H197V177H190V178H188V179L186 180L185 185H186V184H192V186H193V185H195V184H197V183H199V182H201V183H206V184L212 182V179H211V178H209V177H207V178H209V179H206V177H204ZM118 179H119V178H118ZM155 179H156V178H155ZM164 179H165V178H164ZM170 179H171V178H170ZM172 179H174V178H172ZM217 179H218V178H217ZM227 179H228V178H227ZM51 180H52V179H51ZM51 180H50V181H51ZM72 180H73V179H72ZM72 180H71V181H72ZM123 180H125V178H124ZM176 180H177V178L174 179L175 182H176ZM183 180H184V179H183ZM219 180H220V179H219ZM231 180H232V179H231ZM236 180H237V179H236ZM55 181H56V180H55ZM64 181H65V180H64ZM64 181H63V182H64ZM66 181H67V180H66ZM133 181H134V180H133ZM213 181H214V180H213ZM224 181H226V180H224ZM229 181H230V180H229ZM233 181H234V179H233ZM52 182H53V181H52ZM63 182H62V183H63ZM78 182H79V181H78ZM144 182H145V181H144ZM159 182H160V181H159ZM170 182H171V181H170ZM180 182H182V181H180ZM226 182H227V181H226ZM234 182H235V181H234ZM59 183H60V182H59ZM64 183H65V182H64ZM79 183H80V182H79ZM79 183H77V184H79ZM82 183H83V182H82ZM157 183H158V181H157ZM173 183H174V182H173ZM215 183H216V182H215ZM219 183H221V182H219ZM227 183H228V182H227ZM230 183H231V182H230ZM230 183H229V185H230ZM232 183H233V182H232ZM53 184H54V182H53ZM53 184H52V185H53ZM67 184H68V182H67ZM71 184H72V183H71ZM149 184H150V183H149ZM166 184H167V183H166ZM179 184L181 185V183H179ZM212 184H214V182H213ZM116 185H119V184H116ZM138 185H139V184H138ZM150 185H152V184H150ZM167 185H168V184H167ZM185 185H183V187H184ZM222 185H224V184H222ZM229 185H228V186H229ZM69 186H70V184H69ZM69 186H68V187H69ZM75 186H76V185H75ZM82 186H83V185H82ZM146 186H147V185H146ZM148 186H149V185H148ZM177 186H179V185H178V182H177ZM177 186L175 185V187L178 189ZM181 186H182V185H181ZM197 186H198V185H197ZM228 186H227V187H228ZM230 186H231V185H230ZM233 186H234V185H233ZM71 187H72V186H71ZM117 187H118V186H117ZM144 187H145V186H144ZM152 187H153V185H152ZM22 188H23V187H22ZM27 188H28V187H27ZM47 188H48V187H47ZM126 188H127V187H126ZM135 188H137V187H135ZM145 188H146V187H145ZM158 188H159V187H158ZM158 188L156 187L155 189H158ZM172 188H173V187H172ZM180 188H181V187H179V189H180ZM184 188H185V187H184ZM233 188H234V187H233ZM41 189H42V188H41ZM65 189H66V188H65ZM74 189H75V188H74ZM76 189H79V188L76 187ZM130 189H132V188H130ZM147 189H148V188H147ZM173 189H174V188H173ZM181 189H182V188H181ZM205 189H207V190H209V191L212 190V189H211V186H208V185L206 186ZM226 189H227V188H226ZM60 190H61V189H60ZM70 190H71V189H70ZM132 190H133V189H132ZM135 190H136V189H134L133 192H135ZM138 190H141V189H138ZM138 190H137V191H138ZM149 190H150V189H149ZM171 190H172V189H171ZM203 190H204V189H203ZM203 190H202V192H203ZM217 190H218V189H217ZM74 191H75V190H74ZM77 191H78V190H77ZM124 191H125V190H124ZM137 191H136V192H137ZM142 191H143V190H142ZM161 191H162V190H161ZM167 191H168V190H167ZM25 192H26V191H25ZM147 192H148V191H147ZM150 192L153 193V192H155V190L150 191ZM159 192H160V191H159ZM178 192H179V191H178ZM192 192H193V191H192ZM195 192H196V191H195ZM211 192H212V191H211ZM226 192H227V191H226ZM229 192H230V191H229ZM247 192H249V191H247ZM70 193H71V192H70ZM126 193H127V192H126ZM144 193H145V191H144ZM155 193H157V191H156ZM166 193H167V192H166ZM166 193H165V195H166ZM171 193H172V192H171ZM180 193H181V192H180ZM180 193H179V194H180ZM183 193H184V192H183ZM196 193H199V191L196 192ZM76 194H77V192H76ZM146 194H147V193H146ZM158 194H159V193H158ZM190 194H191V190H190ZM207 194H208V193H207ZM218 194H219V193H218ZM247 194L249 195L250 193H247ZM49 195H50V193H49ZM74 195H75V194H74ZM133 195H134V193H133ZM184 195H185V194H184ZM186 195H188V194H186ZM202 195H203V194H201V195H199V196H202ZM213 195H214V193H213ZM224 195H225V194H224ZM44 196H45V193H44ZM171 196H172V195H171ZM203 196H205V195H203ZM203 196H202V197H203ZM211 196H212V195H211ZM231 196H232V195H231ZM14 197H15V196H14ZM17 197H18V196H17ZM51 197H52V196H51ZM58 197H61V195L58 196ZM58 197H56V198H58ZM62 197H64V196H62ZM66 197H67V196H66ZM66 197H65V198H66ZM70 197H71V196H70ZM74 197L76 198V195H75ZM74 197H73V198H74ZM129 197H130V196H129ZM139 197H140V196H139ZM148 197H149V196H148ZM152 197H153V196H152ZM156 197H157V196H156ZM165 197H166V196H165ZM165 197H164V198H165ZM173 197H174V196H173ZM183 197H184V196H183ZM187 197H188V196H187ZM191 197H192V196H191ZM193 197H194V195H193ZM193 197H192V198H193ZM215 197H217V196H215ZM224 197H225V196H224ZM227 197H228V196H227ZM229 197H230V196H229ZM133 198H134V197H133ZM137 198H138V197H137ZM141 198H142V197H141ZM154 198H155V197H154ZM166 198H167L166 200L169 199L168 197H166ZM184 198H186V197H184ZM196 198H197V197H196ZM199 198H200V197H199ZM199 198H198V200H199ZM205 198H206V197H205ZM217 198L220 199L219 196H218ZM217 198H216V200H217ZM251 198H253V197H251ZM14 199H15V198H14ZM53 199H55V198H53ZM71 199H72V198H71ZM131 199H132V196H131ZM135 199H136V198H135ZM176 199H177V198H176ZM176 199H174V200H176ZM179 199H181V198H179ZM182 199H183V198H182ZM182 199H181V200H182ZM188 199H190V198H187V200H188ZM206 199H207V198H206ZM233 199H234V198H233ZM238 199H239V198H238ZM16 200H17V199H16ZM16 200H15V201H16ZM49 200H50V199H49ZM69 200H70V199L68 198V201H69ZM73 200H74V199H72V201H73ZM137 200H138V199H137ZM152 200H153V199H152ZM152 200H151V201H152ZM160 200H161V199H160ZM166 200H165V201H166ZM172 200H173V199H172ZM172 200H169V201L172 202ZM181 200H180V201H181ZM184 200H186V199H184ZM200 200H203V199H200ZM208 200H210V199H208ZM23 201H24V200H23ZM50 201H51V200H50ZM153 201H154V200H153ZM190 201H191V200H190ZM193 201H194V200H193ZM196 201H197V200H196ZM206 201H207V200H206ZM206 201H205V202H206ZM210 201H211V200H210ZM219 201H220V200H219ZM219 201H217V202H219ZM224 201H226V199H224ZM13 202H14V201H13ZM45 202H46V201H45ZM52 202H54V201H52ZM73 202H74V201H73ZM122 202H124V201H122ZM128 202H129V201H128ZM142 202H143V200H142ZM142 202H141V203H142ZM171 202H170V203H171ZM222 202H223V201H222ZM25 203H26V202H25ZM36 203H37V202H36ZM131 203H132V202H131ZM145 203H146V202H145ZM147 203H148V200H147ZM147 203H146V204H147ZM159 203H160V202H159ZM172 203H173V202H172ZM185 203H186V201H185ZM18 204H19V203H18ZM45 204H46V203H44V205H45ZM129 204H130V203H129ZM136 204H137V203H136ZM157 204H158V202H157L156 204H154V205H157ZM178 204H179V203H178ZM253 204H254V203H253ZM8 205H10V204L8 203ZM49 205H50V204H49ZM110 205H111V204H110ZM117 205H118V204H117ZM133 205H134V204H133ZM154 205H153V207H156V206H154ZM183 205H184V203H183ZM185 205H186V204H185ZM188 205H189V204H188ZM212 205H213V204H212ZM217 205H218V204H217ZM227 205H229V204H226V206H227ZM10 206H11V205H10ZM16 206H17V205H16ZM38 206H39V205H38ZM41 206H42V205H41ZM47 206H48V205H47ZM126 206H128V205H126ZM150 206H152V205H150ZM159 206H160V205H159ZM168 206H169V205H168ZM173 206H174V204H173ZM204 206H205V205H204ZM206 206H207V205H206ZM260 206H261V205H256V204H255V206L253 207V205H252L253 209L251 208L252 210L248 213L249 216L252 215L255 219H259V220H260V218H263V217H264V208H263V209H261V208L258 209V207H260ZM45 207H46V206H45ZM117 207H118V206H117ZM131 207H132V206H131ZM131 207H130V208H131ZM136 207H137L138 213H142V215L144 214V216L147 215L146 212H145V213L143 212V210H142V208H141V207H143V206H141V204H137ZM145 207H146V205H145ZM147 207H148V206H147ZM164 207H165V206H164ZM170 207H171V206H170ZM209 207H210V206H209ZM8 208H9V207H8ZM36 208H37V207H36ZM47 208H48V207H47ZM187 208H188V207H187ZM194 208H195V207H194ZM194 208H193V209H194ZM201 208H202V205H201ZM38 209H39V208H38ZM50 209H51V208H50ZM117 209H118V208H117ZM134 209H135V208H134ZM143 209H144V208H143ZM173 209H174V207H173ZM175 209H177V207H176ZM182 209H183V207H182ZM190 209H191V207H190ZM202 209H203V208H202ZM205 209H206V208H205ZM220 209H221V208H220ZM230 209H231V207H230ZM255 209H256V210H255ZM34 210H35V209H34ZM146 210L148 211V209H146ZM158 210H159V209H158ZM180 210H181V208H180ZM195 210H196V209H195ZM200 210H201V209H200ZM223 210H225L224 207H223ZM228 210H229V208H228ZM248 210H250V209H248ZM248 210H247V211H248ZM253 210H254V211H253ZM20 211H21V210H20ZM126 211H127V210H126ZM131 211H132V210H131ZM153 211H154V210H153ZM168 211H169V210H168ZM187 211H188V210H187ZM193 211H194V210H193ZM204 211H205V210H204ZM225 211H226V210H225ZM247 211H246V212H247ZM252 211H253V212H252ZM9 212H11V211H9ZM40 212H41V211H40ZM47 212H48V211H47ZM52 212H54V211H52ZM115 212H116V211H115ZM129 212H130V211H129ZM150 212H151V211H150ZM178 212H179V211H178ZM199 212H200V211H199ZM199 212H198V213H199ZM213 212H214V211H213ZM217 212H218V211H217ZM223 212H224V211H223ZM135 213H136V211H135ZM151 213H152V212H151ZM162 213H163V212H162ZM167 213H168V212H167ZM196 213H197V212H196ZM218 213H220V211H219ZM218 213H217V214H218ZM42 214H43V213H42ZM129 214H130V213H129ZM176 214H177V213H176ZM176 214H175V215H176ZM211 214H214V213H211ZM220 214H221V213H220ZM30 215H31V214H30ZM34 215H35V214H32L31 216H34ZM120 215H121V214H120ZM150 215H151V214H150ZM158 215H160V214H159V213H158V214L156 213V214H154L152 217L157 218ZM181 215H182V214H181ZM185 215H186V212H185V214H184V212H183V215H182V216H180V217L177 216L178 218H176V219L174 218V219H175V220H174V221H175L174 224H177V222L179 223V221L181 222L182 220L184 221L185 219H187L186 217H184ZM195 215H196V214H195ZM245 215H246V214H245ZM47 216H48V215H47ZM117 216H118V215H117ZM122 216H123V214H122ZM124 216H125V215H124ZM131 216H132V215H131ZM135 216H137V215H135ZM148 216H149V215H147V217H148ZM188 216H189V215H188ZM188 216H187V217H188ZM192 216H193V215H192ZM198 216H199V215H198ZM21 217H22V216H21ZM115 217H116V216H115ZM129 217H130V216H129ZM173 217H174V216H173ZM173 217H171V218H173ZM190 217H191V215H190ZM193 217H194V216H193ZM206 217H207V216H206ZM113 218H114V217H113ZM120 218H121V216H120ZM124 218H125V217H124ZM136 218H137V217H136ZM169 218H170V217H169ZM225 218H226V217H225ZM249 218H250V217H249ZM18 219H19V218H18ZM18 219H14V220L11 219L10 221H7V223H6V227H10L11 225H14V224L16 223V221H18ZM25 219H26V218H25ZM51 219H52V218H51ZM110 219H111V218H110ZM121 219H122V218H121ZM143 219H145V218H143ZM159 219H160V218H159ZM190 219H191V218H190ZM22 220H23V219H22ZM112 220H113V219H112ZM114 220H116V219H114ZM126 220H127V219H126ZM133 220H134V218H133ZM137 220H138V219H137ZM145 220H146V219H145ZM152 220H154V219H152ZM163 220H164V219H163ZM206 220H207V219H206ZM243 220H245V219H242V221H243ZM37 221H38V220H37ZM42 221H43V220H42ZM83 221H84V220H83ZM129 221H130V220H129ZM131 221H132V220H131ZM135 221H136V220H135ZM139 221H141V220L139 219ZM189 221H190V220H189ZM256 221H257V220H256ZM45 222H46V221H45ZM117 222H118V221H117ZM120 222H122V221H120ZM161 222H164V221H161ZM194 222H195V221H194ZM194 222H193V223H194ZM237 222H238V221H237ZM240 222H241V220H240ZM246 222H247V221H246ZM253 222H254V221H253ZM17 223H18V222H17ZM118 223H119V222H118ZM126 223H127V222H126ZM140 223H141V222H140ZM150 223H152V222H150ZM187 223H188V222H187ZM250 223H251V222H250ZM3 224H4V223H2V224L0 223V225H3ZM113 224H114V223H113ZM113 224H112V225H113ZM121 224H123V223H121ZM121 224H120V225H121ZM129 224H130V223H129ZM145 224H147V221L145 222ZM191 224H192V223H191ZM234 224H235V223H234ZM246 224H247V223H246ZM256 224H257V226H255ZM4 225H5V224H4ZM44 225H45V224H44ZM90 225H91V224H90ZM125 225H126V224H125ZM153 225H155V224H153ZM157 225H158V224H157ZM166 225H167V224H166ZM166 225H165V226H166ZM193 225H195V223L192 224V226H193ZM235 225H237V224H235ZM239 225H240V224H239ZM255 225H254L255 227L253 228L254 230L252 229V230H253V231H252L253 236L250 235V236L247 238V242H248V241L251 242V244H248V245H251V246H254V247H257V248L259 247V249H260V248H263V250H264V235H262V236L256 235V234L258 233L259 228H260V227H264V222L259 223V222L257 221V223H255ZM122 226H123V225H122ZM131 226H132V225H131ZM178 226H179V225H178ZM188 226H189V224H188ZM192 226H191V227H192ZM228 226H229V225H228ZM237 226H238V225H237ZM245 226H246V225H245ZM0 227H2V226H0ZM127 227H128V226H127ZM129 227H130V226H129ZM129 227H128V228H129ZM142 227H143V226H142ZM146 227H147V226H146ZM175 227H176V226H175ZM195 227H196V226H194L193 228H195ZM238 227H239V226H238ZM246 227H247V226H246ZM3 228H4V227H3ZM163 228H164V226H163ZM163 228H162V229H163ZM165 228H167V227H165ZM168 228H169V227H168ZM181 228H182V227H181ZM240 228H241V227H240ZM247 228H248V227H247ZM138 229H140V228H138ZM142 229H143V228H142ZM145 229H146V228H145ZM236 229H237V228H236ZM241 229H242V228H241ZM245 229H246V228H245ZM1 230H2V228H1ZM10 230H11V229H10ZM13 230H14V229H13ZM140 230H141V229H140ZM151 230H152V229H151ZM172 230H173V229H172ZM176 230H177V229H176ZM186 230H189V227H186L183 231H186ZM247 230H248V229H247ZM128 231H129V230H128ZM130 231H131V228H130ZM136 231H137V230H136ZM148 231H149V230H148ZM158 231H161V229L158 230ZM164 231H165V230H164ZM229 231H230V230H229ZM0 232H1V231H0ZM138 232H139V230H138ZM146 232H147V231H146ZM146 232H145V233H146ZM149 232H150V231H149ZM154 232H155V231H154ZM230 232H231V231H230ZM246 232H247V231H246ZM249 232H251V230H249ZM1 233H2V232H1ZM14 233H15V232H14ZM83 233H84V232H83ZM139 233H140V232H139ZM163 233H164V232H156V234H155V233H153V234H155V235L157 236V235H159V234H163ZM167 233H168V232H167ZM184 233H186V232H184ZM190 233H191V232H190ZM215 233H216V232H215ZM241 233H242V232H241ZM75 234H76V233H75ZM165 234H166V232H165ZM168 234H169V233H168ZM170 234L172 235V232H171ZM173 234H177V232H174ZM186 234H187V233H186ZM211 234H212V233H211ZM244 234H245V233H244ZM248 234H249V233H248ZM70 235H71V234H70ZM128 235H129V233H128ZM140 235H141V234H140ZM146 235H148V234L146 233ZM150 235H151V232H150ZM205 235H207V234H205ZM260 235H261V234H260ZM74 236H75V235H74ZM97 236H98V235H97ZM133 236H134V235H133ZM156 236H155V237H156ZM163 236H164V235H163ZM166 236H167V234H166ZM203 236H204V235H203ZM207 236H208V235H207ZM214 236H216V234H215ZM242 236H243V234H242ZM12 237H13V236H12ZM136 237H137V235H136ZM142 237H143V236H142ZM145 237H148V236H145ZM155 237H154V238H155ZM164 237H165V236H164ZM237 237H238V236H237ZM245 237H246V236H245ZM39 238H40V237H39ZM44 238H45V237H44ZM150 238H151V237H150ZM154 238H153V239H154ZM176 238H177V237H176ZM197 238H198V237H197ZM204 238H206V237H204ZM213 238H214V237H213ZM235 238H236V237H235ZM241 238H242V237H241ZM7 239H8V238H7ZM13 239H14V238H13ZM34 239H35V238H34ZM37 239H38V237H37ZM41 239H42V237H41ZM171 239H172V238H171ZM178 239H179V238H178ZM209 239H210V238H209ZM209 239H208V240H209ZM211 239H212V238H211ZM129 240H130V238H129ZM150 240H151V239H150ZM169 240H170V239H169ZM173 240H175V239L173 238ZM217 240H218V239H217ZM17 241H18V240H17ZM33 241H34V240H33ZM42 241H43V240H42ZM42 241H41V242H42ZM148 241H149V239H148ZM165 241H167V240L165 239ZM179 241H180V240H179ZM179 241H178V242H179ZM203 241H204V240H203ZM212 241H213V240H212ZM1 242H2V241H1ZM11 242H12V241H11ZM34 242H35V241H34ZM38 242H39V241H38ZM43 242H44V241H43ZM71 242H72V241H71ZM131 242H132V240H131ZM131 242H130V243H131ZM136 242H137V241H136ZM193 242H195V241H193ZM206 242H207V241H206ZM210 242H211V241H210ZM217 242H218V241H217ZM243 242H244V241H243ZM19 243H20V242H19ZM130 243H129V244H130ZM133 243H134V242H133ZM142 243H143V242H142ZM148 243H149V242H148ZM150 243H151V242H150ZM150 243H149V244H150ZM154 243H156V245H159V246L164 244L162 240H161V241H158V242H154ZM207 243H208V242H207ZM240 243H241V241H240ZM9 244H10V243H9ZM31 244H32V243H31ZM66 244H67V243H66ZM68 244H69V243H68ZM149 244H146V245L150 246ZM167 244H169V243H167ZM171 244H174V241H173ZM177 244H178V243H177ZM194 244H195V243H194ZM194 244H193V245H194ZM203 244H204V243H203ZM241 244H242V243H241ZM246 244H247V243H246ZM246 244L244 243V245H246ZM2 245H3V244H2ZM32 245H33V244H32ZM130 245H131V244H130ZM138 245H139V244H138ZM153 245H154V244H153ZM197 245H198V244H197ZM225 245H226V244H225ZM13 246H14V245H13ZM30 246H31V245H29L28 247H30ZM176 246H177V245H176ZM202 246H203V245H202ZM211 246H212V245H211ZM229 246H230V245H229ZM241 246H242V245H241ZM5 247H7V246H5ZM68 247H69V246H68ZM70 247H71V246H70ZM123 247H124V246H123ZM126 247H127V246H126ZM141 247H142V246H141ZM151 247H153V246H151ZM151 247H150V248H151ZM162 247H163V246H162ZM169 247H170V246H169ZM192 247H193V246H192ZM195 247H196V246H195ZM205 247H206V245H205ZM217 247H218V246H217ZM226 247H227V245H226ZM249 247H250V246H249ZM249 247H248V248H249ZM11 248H12V247H11ZM138 248H139V247H138ZM172 248H173V247H172ZM182 248H183V247H182ZM185 248H186V247H185ZM214 248H215V246H214ZM221 248H223V247H221ZM243 248H244V250H246L247 245H246V248H245V247H243ZM250 248H251V247H250ZM250 248H249V249H250ZM6 249H7V248H6ZM6 249H5V250H6ZM28 249H29V248H28ZM30 249H31V248H30ZM130 249H131V248H130ZM145 249H146V247H145ZM198 249H199V248H198ZM204 249H205V248H204ZM212 249H213V246H212ZM212 249H211V250H212ZM216 249H217V248H216ZM1 250H2V249H1ZM3 250H4V249H3ZM5 250H4V251H5ZM11 250H13V248H12ZM134 250H135V249H134ZM154 250H155V249H153V251H154ZM170 250H171V248H170ZM172 250H173V249H172ZM178 250H180V249H178ZM193 250H194V249H193ZM208 250H209V249H208ZM228 250H229V249H228ZM242 250H243V249H242ZM247 250H248V249H247ZM247 250H246V251H247ZM260 250H261V249H260ZM9 251H10V250H9ZM126 251H127V249H126ZM139 251H140V250H138V252H139ZM148 251H150V250H148ZM195 251H196V250H195ZM201 251H202V250H201ZM212 251H213V250H212ZM250 251H251V250H250ZM250 251H249V252H250ZM5 252H6V251H5ZM131 252H132V250H131ZM151 252H152V251H151ZM154 252H155V251H154ZM184 252H185V251H184ZM197 252H198V251H197ZM199 252H200V251H199ZM234 252H237V251H234ZM234 252H233V253H234ZM247 252H248V251H247ZM249 252H248L247 254H249ZM258 252H259V251H258ZM261 252H262V251H261ZM27 253H28V252H27ZM29 253H30V251H29ZM32 253H33V252H32ZM143 253H144V252H143ZM166 253H167V252H166ZM166 253H165V254H166ZM202 253H203V252H202ZM209 253L211 254V252H209ZM209 253H208V254H209ZM220 253H221V252H220ZM226 253H227V252H226ZM243 253H244V252H243ZM259 253H260V252H259ZM30 254H31V253H30ZM130 254H131V253H130ZM133 254H134V253H133ZM133 254H131V255H133ZM140 254H141V253H140ZM152 254H154V253H152ZM160 254H162V252H161ZM163 254H164V253H163ZM176 254H177V253H176ZM181 254H182V253H181ZM184 254H185V253H184ZM200 254H201V253H200ZM251 254H252V253H251ZM263 254H264V253H263ZM32 255L34 256V254H32ZM66 255H67V254H66ZM148 255H150V254H148ZM154 255H155V254H154ZM187 255H188V254H187ZM187 255H186V256H187ZM201 255H202V254H201ZM205 255H207V253H206ZM215 255H216V254H215ZM230 255H231V254H230ZM233 255H234V254H233ZM239 255H241V254H239ZM12 256H13V255H12ZM25 256H26V255H25ZM73 256H74V255H73ZM77 256H78V255H77ZM137 256H138V254H137ZM142 256H143V254H142ZM175 256H176V255H175ZM198 256H199V255H198ZM208 256H209V255H208ZM219 256H220V255H219ZM250 256H252V255H250ZM254 256H255V255H254ZM261 256H262V255H261ZM29 257H30V256H29ZM61 257H62V256H61ZM70 257H71V256H70ZM131 257H132V256H131ZM131 257H130V259H131ZM140 257H141V256H140ZM151 257H152V256H151ZM181 257H182V256H181ZM257 257H258V256H257ZM257 257H256V258H257ZM25 258H26V257H25ZM75 258H76V257H75ZM134 258H135V257H134ZM141 258H142V257H141ZM144 258H145V256H144ZM159 258H161L160 260H162V257H159ZM183 258H184V257H183ZM186 258H187V257H186ZM192 258H194V257H192ZM197 258H198V257H197ZM210 258H211V256H210ZM210 258H209V259H210ZM227 258H228V257H226L225 259H227ZM231 258H232V257H231ZM234 258H235V257H234ZM238 258H239V257H238ZM240 258H241V256H240ZM240 258H239V259H240ZM4 259H5V257H4ZM31 259H32V258H31ZM150 259H151V258H150ZM190 259H191V258H190ZM194 259H195V258H194ZM204 259H205V258H204ZM260 259H261V258H260ZM26 260H27V259H26ZM57 260H58V259H57ZM59 260H61V259H59ZM70 260H71V259H70ZM131 260H132V259H131ZM138 260H139V259H138ZM142 260H143V259H142ZM146 260H148V259H146ZM151 260H152V259H151ZM174 260H175V259H174ZM181 260H182V259H181ZM196 260H197V259H196ZM211 260H212V259H211ZM228 260H229V259H228ZM232 260H233V259H232ZM263 260H264V259H263ZM38 261H39V260H38ZM65 261H66V260H65ZM129 261H130V260H129ZM140 261H141V260H140ZM175 261H177V260H175ZM179 261H180V260H179ZM209 261H210V260H209ZM245 261H246V260H245ZM249 261H250V260H249ZM255 261H257V260H255ZM260 261H261V260H260ZM3 262H4V261H3ZM120 262H121V261H120ZM134 262H135V261H134ZM197 262H198V261H197ZM197 262H196V263H197ZM224 262H225V261H224ZM224 262H223V264H224ZM253 262H254V261H253ZM253 262H252V263H253ZM8 263H9V262H8ZM56 263H57V262H56ZM56 263H55V264H56ZM58 263H59V262H58ZM62 263H63V262H62ZM68 263H69V262H68ZM138 263H139V262H138ZM144 263H145V262H144ZM144 263H143V264H144ZM147 263H148V262H147ZM168 263H169V262H168ZM168 263H167V264H168ZM189 263H190V262H188V264H189ZM191 263L193 264V262H191ZM225 263H226V262H225ZM255 263H256V262H255ZM255 263H254V264H255ZM28 264H29V262H28ZM75 264H76V263H75ZM123 264H125V263H123ZM135 264H136V262H135ZM156 264H157V263H156ZM227 264H228V262H227ZM257 264H258V262H257ZM261 264H262V263H261ZM263 264H264V263H263Z\"/></svg>",
  "mask_w": 264,
  "mask_h": 264
}]
</instances>
